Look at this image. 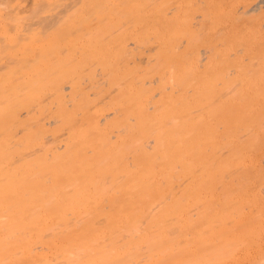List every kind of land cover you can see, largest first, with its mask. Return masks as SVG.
I'll list each match as a JSON object with an SVG mask.
<instances>
[{
	"label": "rangeland",
	"instance_id": "rangeland-1",
	"mask_svg": "<svg viewBox=\"0 0 264 264\" xmlns=\"http://www.w3.org/2000/svg\"><path fill=\"white\" fill-rule=\"evenodd\" d=\"M40 1L36 0V3L38 5V7H37V10H33L34 6L36 4L35 0H30L31 3L28 0L27 1L26 0H0V21H3L2 22L3 23L2 26H4V28H6L5 31L8 30V32H10V34L13 33V31H14V33L11 34V35H12V38L15 40V41H13V40L10 41L11 39L8 40L9 36L11 38V35L4 34L5 33V31L3 33L4 29L1 30L2 32L0 31V35L2 34L0 36V39H1L0 40V61L5 62L6 59L4 57L8 54V52L10 50H12V53L9 52V54H11V56L20 57L23 54V51H21L22 48H20L21 47V43L23 42V43L27 44L28 43L27 42L28 38H29L28 45L32 42L33 46H35V47H33V46L31 47L32 43L29 46L26 45L28 47L27 49H29V50H27V49H25V50H27V52L31 51L30 54L28 53V57H30L31 54L37 55V53L39 54V53H41V51H43L44 55L45 54L47 55V53L44 52L45 50H42V49H43L44 46L46 48H49L48 46H49L50 42H48L49 44H47L46 41H44V38H46L47 41L50 40V38H52L50 40L51 42L54 39L58 43L60 41H62L61 37H63V36L60 37L59 34L61 33V35H63L62 32H64V30L67 29L66 25H68V24L65 25L66 29H62V28H65L64 27V22H66V21H64V22L62 21V18L64 17L65 11L67 13H65V17L64 18L66 19V17H67L66 15H69L68 17L71 18V16H75L74 14L78 13L77 10L79 9L78 7H80V9L82 8L81 9L82 12H81V10H80V12L83 13L81 15V17H80V20H79V22L80 21L81 22L80 23L77 22L78 24L75 23L76 20L78 21V17L77 16H80L81 13L79 15L77 14L74 17L73 20L70 19V18H69V20L66 19L68 21L67 23H69V21H72L70 23H73V21H75L74 23L77 24V27H76V25H74V27H76L75 28L76 30L74 32V30H73L74 28L73 27H72L73 29H70L72 25L70 26V23H69V30L73 34H71L70 31L66 30V32L68 31V33L65 32L64 37L66 35L65 38H67V39L63 38L64 40H67L64 43L69 41L72 44V42H73L74 43L73 44L74 47H72L71 44L70 45H67V43L66 44H62V42H63L62 41V42H60L61 44L59 43L60 45L57 44V46L61 47L60 48L61 50L58 49V47H57L56 50L54 51V47L52 46V44H50L53 47V53L55 52L53 54V56H52L53 59H50L51 58V54L50 53H52V48H50L51 50L48 53L50 61H52V60L54 61L55 60L54 62L60 64L62 66L61 68L65 69L64 73L67 74L66 76H68L69 75L68 74L69 70L66 69L67 65H65V67H64V65L61 64L62 60L60 59V57H62V56L64 57L65 55L67 57V54L68 55L71 54V53H68L69 48H67V47L71 46V48H75V46H76V50L79 51V52L75 53V57L73 56V54L71 55L72 58L70 56V58L73 59V60H70V62L72 61V63H69L68 61L66 63L68 65L70 64L71 70H77L78 71V72L77 71H74V72L72 71L73 73L76 72L75 73L76 75L74 77H73V75H71V77H73L72 81H74V82H71V83H74L72 85L73 86L75 85V87L80 88V90L77 91V92L65 93L66 97L64 95V101H62L63 103L61 102V100L63 98H61V100L59 98H60L61 95L63 96V93L60 91L62 89V88L60 89V87L62 85H60L61 83H59V80L61 79L60 82L63 81L62 83L64 85V80L65 81L67 80V82H65V83H68L69 81H71L72 78L70 77L71 79L68 80L69 77L67 78L66 76H64L65 74L63 73L64 75H62V77L63 78L65 77V79L64 80H63V78L57 79L59 77L57 75L58 71H57V73H55L56 69L54 70L55 64L54 65L52 64L53 61L51 62V64H49L50 62H48V61L46 62V60H44L45 63H43V64H47L48 63V65L50 66L49 67L50 69L48 68L49 71L52 70V72H50L51 77H49V79H46L47 78L46 76H48V75L50 76V74L47 72L48 69L44 68L43 65H41V66H42V68H44L45 71L43 70V71H41V73L39 72L38 69H37L38 72L33 70L34 68L33 69L28 68V72H27L26 66L28 67V65H26V66L23 67L24 69L21 68V66H18V70L15 69L14 71L9 72L10 76H9V74L6 73L8 76L5 75L6 76V77L4 76L5 78H1V76H3V74H5V73H3L2 75L0 74V142H3L6 139H8L9 141L12 140V139H14V140L22 139L23 140L26 137V135H31V138H32V136L34 138V141H33V138H32V142L31 143L27 142L28 145H26L27 144L26 143L25 146H23V143H24L23 142L22 146H18V147L16 146L15 147V150H14L13 154L10 157L11 158V166L10 167H12L13 169L17 168L24 161H30V160L34 159L36 156H38L39 154L41 155V153H42L41 156H44L43 153H45L47 150L49 152L47 151L46 153H48V154L51 153V149L54 147V145L57 144L54 139H62V136L64 134L66 135L67 133H70V132L74 133L75 130H76V133H74V134H77V133L79 134V132H81L83 130H86V128H88L89 133H90L89 135L92 136V137L91 136H88V137L90 139L93 138L94 130L89 125L90 124L93 125L94 123L96 124V122L98 121L97 118L99 117V113L98 112L99 111H103L105 109H106V111H103L102 113H107V112H109L108 110H113L112 112H114V109H115L114 106H118L120 108L121 105H118V104L114 105L113 103H115L116 99L118 100L119 97H120L119 99H121L122 97L125 98V96H126L127 99L128 98H132L133 96L129 93L130 92L129 90H131V89H135V88L138 89V88L142 87V89H145L146 93H147V91L151 90V92L157 94L156 97H153L154 94L152 93V95H153L152 96L150 91H149L150 94L147 93V95H150L149 96L150 98L152 97L151 99L148 97L150 100L146 99L147 97L146 98L144 97L146 95L142 96L144 101H141V100H143L142 98L141 99H137V101H138L137 104L139 103L138 104L139 107H143L144 106V108H146L147 110L150 111L149 113H151V111H152L151 110V106L153 108L152 101L154 103L155 102H159L158 99L161 100V98H166L164 96L165 94H167L166 96H168L171 93L170 96H172L173 93L176 92V94L173 95V97L176 96L178 98L180 96H183V104L179 108V112H178L179 114L181 113V120H179V122H181V123L184 122L188 126L189 131L194 130L195 127L199 128L198 131H197V128H196L197 132L194 131V133H193V131H192L193 134L196 133L194 137L190 136V137L195 138V140H196V143H195L196 145H193V146H195V151H196L195 152L193 150L194 151L193 153L195 154L194 157H193L194 164H192L188 168H186V167L183 168V166H181V167H177L176 169L175 168L172 169V171L174 170L173 173L176 174V175L178 174L179 176L174 175V176H176L174 178L173 173H171V171H170L169 173L172 174L171 177H172V179L174 178V180L168 181L166 178L163 179V181H165V182H167V181L169 183L171 182V184L169 186L165 185V183L163 185V181H162V179L159 176L160 171L158 173L157 170H159V169H157L156 170V173H158L157 180L155 179L157 182L155 181L154 183L156 184V186L159 184V186H157L158 188H161L160 187V183H162V185H163L162 188L163 189H161V191H162L163 194L161 193V191H159L160 189H158L157 187H154V188L152 187L151 189H155L156 188L154 190V192L158 189L157 191H159V193H160V194H158L159 195L158 196L159 199H160L161 194H162V196H164V193L166 194V192L167 193L170 192V194H171L170 196H174L172 198L174 200H176V201L178 200L177 203H179V201H181V200L182 201L184 200V198H182V197L180 198V195H182L183 192H186V191H184L185 187L188 190V192L191 191V193H189V194H192V196L190 198V195L187 194L188 192L186 193L187 197H189V198L187 200L185 199L184 202L181 201L183 204H181V202L179 203L180 205H182L183 208L179 207L180 205H178L177 203L176 204L172 203L173 201H170L172 198L171 199L168 198L169 196L166 197L167 195L164 196L165 198H167V199H165V201H167L169 203L171 202V204L166 205L167 202L164 203V201H163V199L161 197V199H162L161 202H163L166 206L164 207V205H163L164 208H162V209L160 208V210H162V214L160 212V216L161 215H162V217L164 216V214H165L164 211L167 210L166 207H169L170 205H171L170 209L173 208L172 206H175V208H177V209H178V207H179V209L182 208V209H180L181 211L180 210L178 211L176 209V211H178V214L181 212V215L180 214L177 215L176 211L172 212V211H169V209H168V212L170 214L174 213L175 216L177 215L179 217L177 219L171 218L172 216H169L170 218H167L168 214L166 213L167 217L164 216V218H167V220L163 224L164 226L161 225L162 228L159 225H160L161 222L164 221V218H162L160 216H159L160 218H158V216L156 215L158 213H156L155 216L153 215L154 217H156V219L153 218V217H152L153 219H151L152 214H154L155 212H151L150 214H148L147 210H145L147 212H143L141 214H138L137 215L138 217L135 216L136 219H132V221L134 220L133 222H135L137 220L134 224L135 225L137 224V226L140 227V230L138 229L139 232L136 231L137 233H135V232L132 233L134 235L122 234L123 233L122 231H125V232L127 231V228L125 230L124 226H126V224L130 223L131 221H129V220H131V219H129V220L128 219H122V220L120 219L121 221L128 220V222L127 221H125V222L123 221V223L121 222L122 223L121 224L120 220H118L119 222H117V223H119V225L115 222L119 226L118 228L115 227L117 225L114 223L113 226H114L115 230H116V228L118 230L120 227L122 229V231L120 229V230H118V232L116 230V232H117V234L115 235V241L116 242L114 243V244H116L114 246V248L118 252H121V258L123 259L122 261L118 260V261H121L119 264H121V263L122 264H138V263H141V264H150V263L152 264L153 263V264H155L154 262L156 261V263H157L158 261H160L159 258L162 259V257H163V259H165V260H163V259L162 260L165 261L166 264H168V263L170 264V263H173V262L182 263L183 259L187 260V258H189L190 256L191 257L188 260H192L191 258H194V260L191 261V262H194V264L198 260H199V262L202 261L201 264H206V263L207 264H224L225 262L227 264V261L229 262L228 264H230V262H231V264H264V214H263L264 213V209H263L264 208V204H263L264 200L262 198V197H264V185H263V182H264V180H263L264 179V163L261 164L262 162H260V158H259V156L261 157L264 154V148H263V150H260V149H262L261 148L262 146L264 147V144H262V143H264V141H263L264 138H262V136L264 137V135H263V133H264V131H263L264 130V87L263 86H264V84H263V81H262V84H259L260 86L258 85L259 87L258 86H253L251 84L252 80H254L253 76H252V78L249 75H238L237 76V75L233 74L232 71L230 72L229 70L225 69V68H228V67H229V69L231 68L230 62L225 61V59L226 60H228V59L230 60V57L232 59V57H235V56L246 57V56H251L253 54H255V55L257 54V55H260V56L264 57V20H263L264 14H262L263 13L262 11H264V9L261 11L262 13L259 14L260 16L257 15L258 14L257 12H255V13H252L253 15L252 14L251 15L252 16H256V17H254V18L251 17L253 19H249L250 18L249 16H251L250 14L249 15H242L241 14V12L243 10L242 5L243 4L247 5V3L245 4V2H243V1L240 2V0H82L84 2L83 5L81 3L80 4L78 3L81 0H40ZM39 3L42 4L41 5L42 7L40 6ZM75 3H76V5H73ZM241 3H242V5H241ZM24 5H26V6H24ZM244 5H243V7H244ZM39 6L41 7V9H40ZM63 6H64V8H63ZM65 6H66V8H65ZM11 7H13V9H17V7L18 8L19 7L24 8L23 12L25 14L21 11L20 14H19L20 17H19V15H17V17H19V18L23 17V18H25V20L28 17V19L26 21L24 20V22H26V23L29 22V23L28 24H23V22H22V24H21L20 21H23L22 20L23 18L22 19H19V18L17 19V17H15L14 20H11V24H9V22H10L9 20H8L9 22L8 21L6 22L5 19L2 18V16H4L6 11H7V9L11 8ZM67 7H70V8H67ZM75 7H77L76 11L74 10ZM83 7H85V8L83 9ZM57 8H58V10H57ZM59 8H61V9H59ZM39 9H40V11H39ZM53 9H54V11L56 9V11L54 13V16H53ZM64 9H72L74 12L72 10H71L72 13L69 12V10H65L64 11ZM238 9H239V11H238ZM49 10L52 11V13H51L52 15L51 16H53V17H50V15H49L50 11ZM59 11L61 12V14H60ZM86 11H88V12H86ZM31 12H33V13H31ZM58 12H59L60 16L58 15ZM70 13H71V16H70ZM40 14L41 15L42 14L43 15H45V14L49 15V16L46 15L47 17L42 15L43 18L42 17L41 18L44 19V20L41 21V24L38 21H36V20L39 19L38 17L41 16ZM62 14H63V16H62ZM56 15L58 16V19L56 18L57 17ZM238 15L242 16V19L240 17V20H239V16ZM83 16H84V19L82 20ZM247 16L249 18H247ZM261 16H262V19H258V20L255 19V18H258V17H261ZM49 17L52 20V22L55 21L53 26H52L53 23L51 22ZM59 17H61V19H59ZM245 17H246V19H244ZM41 18H40V20H41ZM52 18H54V19H52ZM103 18H105V19H103ZM46 19L47 20L49 19L48 21L52 23V24L50 23L51 24L50 27H48L50 24H49V22ZM17 20L18 21L20 20V21L17 23ZM45 20L48 23V25L47 24L45 25V23H44ZM56 21H58L60 24L57 23ZM60 21H62L63 24ZM106 21H108V23L105 24ZM196 21H198V22L196 23ZM255 21H257V22H255ZM14 22L21 25V27L18 26V28H20V31H19L18 28H17L18 30L16 29V25L17 24H15ZM34 22H37L36 24H38V23L39 24L35 26ZM258 22H260V23H258ZM97 23H99V25H97ZM29 24L32 25V26H30V28H33V29L34 28L35 29L39 28L38 30H40V31L42 30V28H41L42 26L40 27V25H44L43 27H45L46 30L48 28H50L48 30V32H47L49 34H46V36H44L41 33L42 31L41 32L39 31V33H38V30H35V31H37V32H35V34L37 35V33H38L37 36L35 35L37 37V39H35L36 38L35 36L32 37V39H31V36L34 35V33H33L34 31L32 32L33 34H31L30 28L28 29V30H30V32H27V30H25L27 32L26 33L24 31L25 27L27 28V26H29ZM170 24H171V26H170ZM22 25H23V27L24 26L25 27L23 28ZM103 25L105 26V28H104ZM259 25H260V27H259ZM7 26L9 27L8 29H7ZM88 26H89V28H87ZM91 26H93V27H91ZM59 27H60L61 30L59 29ZM79 27L81 29H79ZM1 28H3V27H0V29ZM14 29H16V30H14ZM92 29H93V31H92ZM173 29H174L173 32L177 31V33H178L177 36L173 35L175 37L172 36V30ZM57 30H58V34H57ZM87 30H89V31H87ZM16 31L19 32L20 34H22L23 36H26V38L22 37L20 34L18 35V33H16ZM83 31L85 33H82ZM78 32L82 33V34L79 35ZM23 33L24 34L26 33V35H24ZM124 33H126V34H124ZM54 34H56V35H54ZM97 34H98V36H97ZM110 34H111L112 37L109 36ZM174 34H176V32ZM3 35H6V36H3ZM13 35H15L16 37L13 36ZM39 35H40V37H39ZM48 35H50L51 37L49 36V38L47 39ZM58 35H59L60 38L57 37ZM82 35H84V37L85 36L86 37L84 38ZM93 35H95V36H93ZM52 36L54 37V39H53ZM128 36H129L130 39L128 38ZM188 36L192 37V38H190V40L192 39L191 41L189 40ZM2 37H3V40L6 39V41H8V44H9V42L11 44L7 45V42L3 41ZM4 37H6V38H4ZM19 37H22L23 40L22 39L20 40ZM56 37H57V39H56ZM110 37H111L112 40L110 39ZM117 37L119 39H117ZM163 37H164V39H163ZM79 38H84V39L79 40ZM166 38H167V40L169 38L168 42L169 41L172 42V44L169 43V44L173 45L171 49H170L171 46L169 45L170 46L169 47L166 44V43H168V42H166L167 41ZM34 39H35V41H34ZM41 39L45 42L44 46H43L44 42ZM115 39L118 40V41H116ZM131 39H133L134 42L129 44V42L132 41ZM40 40L43 43L41 42L42 45L40 44V46H38L39 44L37 45V43H38V41L40 43ZM78 40L81 41V43L84 42L83 44L87 43V45H85V47H86L85 51L87 50L86 53H84V52L82 53V51H83L82 49L83 48L80 47L81 43ZM113 40L116 41V42H114ZM1 41H3V42H1ZM137 41H139V42H137ZM186 41L187 42L190 41V42L187 43ZM15 42L18 43V45L20 44L19 49H18L17 44H15ZM19 42H21V43H19ZM89 42H91L92 45H90L91 43L88 44ZM121 42L125 46H126V43L129 46L132 45L131 49H130V47L128 45L125 47L123 44H121ZM135 42H137V44H133ZM76 43H80V45L79 44L75 45ZM53 44L55 45L56 43L54 42ZM64 45H67L65 47L66 49L64 48L67 53H65L64 49L62 48ZM89 45H90V47H89ZM135 45H136L137 48H135ZM137 45H139V48H138ZM166 45L169 47L168 48V50H169L168 52H173L175 54V57L177 55H181V57H182L183 54H185L186 58L182 57L183 60L181 59V57L179 59H175V57H173L174 56L173 53H172L173 56L171 55V53H168L169 55L172 56L171 59H174L175 61L170 62L165 67L166 63H163L164 60H161L163 62L161 64L162 66L160 68H159L160 63H157L158 64L157 65L156 62H154L152 64H150L151 62L149 63V61L147 62L146 58H148V57H145V56H147V55L149 57L150 56L151 57L155 56L160 51L161 47H166ZM23 46H24V44H23ZM41 46H43L42 49L39 48ZM121 46H124L127 49L125 50L124 47H121ZM6 47H10L11 49L8 51V49H6ZM82 47H84V45H82ZM87 47H89V48H87ZM23 48H25V47H23ZM35 48H37V49H39L41 51L39 52ZM96 49H97V51H96ZM123 49H124V51H123ZM5 50L7 51L6 55L4 54V53H6ZM25 50H24V53H25ZM47 50L48 49H46V51ZM121 50H122V52H121ZM150 50H151V52H150ZM155 50H156V52H155ZM166 50H167V47H166ZM171 50H173V51H171ZM36 51H37V53H36ZM71 51H74V50L70 49V52ZM98 52L100 53V56H99ZM79 53H81L83 55L81 56ZM9 54L7 56H10ZM59 54H61L62 56L59 55ZM200 55H202V56H200ZM203 55H205L204 58H203ZM214 56H215V59L218 58V60H220V61H218L219 63L217 61H215ZM63 57H62V59L64 60L63 63L65 64V61H66L67 58L65 57V59H64ZM91 57H93V58L95 57V59H93V58L91 59ZM98 57H100V59ZM199 57H202V58H199ZM80 58H81V60H80ZM87 58H89V59H87ZM142 58L145 59V60H143ZM205 58H206V60H205ZM82 59H85L88 62H86V64H84L85 60H83V62H81L82 63L81 64L79 61H82ZM171 59H170V61H171ZM199 59L200 60L202 59L203 61L202 60L200 61ZM212 59H214V60H212ZM89 60H90L91 64L95 61L94 64L91 65L89 63ZM105 60H106L107 63H109L111 65L110 66L111 68L110 67L107 68L108 71L106 70L104 72L103 70H105L106 68L104 69L103 67H107V65L104 66V61ZM179 61H181V63H179ZM208 61L210 62V64H212L214 66L211 69H210V67L207 68V63H209ZM221 61H222V64H221ZM223 61H225V62H223ZM73 62H75V64ZM102 62H103V64H102ZM1 63L2 62H0V64ZM88 63L90 64V66H89ZM154 64H156L158 67L156 65L154 66L155 69L154 70L152 69V71H151V73L153 74V78L151 79V77H152V75H151L150 79H149V78H147L148 77V74H147L148 72L146 70H148V68H151V66L154 65ZM218 64H220V65H218ZM48 65H47V67H48ZM83 65H85L84 69H83V67H84ZM183 65H186L187 67H189L191 69L190 71L193 72L192 75L194 74L192 76L193 79H191L190 78L191 75L189 73H187V74L190 75V76L187 75V77L191 80V82L185 76L184 79L185 78L188 79V81L185 79L187 81V83L186 82L185 83H186V85L187 84L188 85L187 86L184 85L183 84L184 82H183L182 83L183 84V88L181 86L182 84L179 85V87H181V89H179L178 85H176L178 87L177 88L176 86H173L174 84H169V82H172L173 80L172 81H168V83H166V81L168 80V79L166 80V78H169L170 74L172 75V73H173L172 71H174V73H175V71L177 72L179 70V68L181 69V67H184ZM222 65H225V66L223 67ZM45 67H46V65H45ZM163 67H165V68H163ZM59 68H58V70H59ZM221 69L222 70L225 69L226 71H224V72L222 71L223 74H221ZM24 70H26L25 74L26 75L28 74V76H26L24 73H21V72H24ZM109 71H112L113 73H115L114 76H116L117 73H119L117 78H116L117 79L116 82L113 83L114 87H112L113 86L112 83L111 84L108 83V82H111L112 80L114 81V78H115L113 76V77H111L112 79L110 78L111 81L109 80V76H107V73H109ZM131 71H133V72L136 71L137 75L134 74L135 72L133 73ZM155 71L157 72L158 75L156 74ZM216 71L218 73H220V74L216 73ZM5 72H7V71H5ZM18 72L23 74L24 76L22 77L21 74H19ZM101 72H103V74ZM112 72H110V73H112ZM142 72H143V74L147 75V76L145 75L147 80L144 79L145 76H143ZM208 72L211 73L210 75L211 76L213 75L214 78L210 77ZM59 73H60V71H59ZM73 73H71V74H73ZM46 74H48V75H46ZM104 74L107 76L109 81L105 80L106 76H105V79H104L105 81L103 80L104 77L101 79V75H104ZM130 74H133L134 77L131 76ZM154 74H155V76H154ZM60 75H61V73H60ZM99 75H100V77H99ZM160 75L166 77L165 79L163 78L164 81L166 80L165 81L166 87L165 88L163 87L164 89L160 88V90H159L160 86L159 85H158L159 87L157 86V82L156 81H158L159 79L161 80L162 77H158ZM255 75L256 76H260L261 75L260 78H262L264 76V74H260V75L259 74H255ZM56 76H57V78H56ZM111 76H112V74H111ZM247 76H249V78ZM229 77H230V79H229ZM231 77H234V78H231ZM10 78H11V82L9 81ZM51 78L54 79V82H55V80H58L57 82L59 83L60 87H58L57 84H53V86L49 85L48 87H46L47 84L51 83L50 82L52 80ZM170 78H171V76H170ZM213 79H215V80H213ZM232 79H234L235 83L236 82L237 83L238 82L241 83V81L244 82V84H243L244 90L242 88V84H241L240 88L238 87V85L240 86V83L238 85L236 84L237 86H235V83L233 82ZM143 80L146 81L147 84L149 83L147 81H150V83H151L152 80L153 81H152L151 84L149 83V85H147V84H146V86L144 85L145 86L144 87V86H141L144 83ZM221 80L222 81L223 80H225V81L227 80L228 82L227 81L226 82L225 81L222 82ZM6 81L7 82L9 81V82L6 83ZM207 81H210L209 87H211L210 86L211 84L213 85V82L215 84V81L219 85V87H217V85H215L219 90H217L215 88V86L213 87V88H215L217 90L215 92H214L215 89L212 90L215 94L210 92L211 89L209 91L210 93H207V94H206V92L204 93V91H206V90H204V88L205 87H206L205 89L209 88L205 84V82H207ZM211 81H212V83H211ZM219 81H220V83H219ZM231 81H232V85H229L231 83ZM13 82H15V83H13ZM52 83H53V80H52ZM173 83H175V82L173 81ZM225 83H226V85L223 86ZM92 84H94V85H92ZM95 84H97L98 86L95 85ZM131 84H133L134 86L132 85V88H129V87H131ZM54 85H56L58 87V89H60L59 92L61 94L58 91H56V92H58L60 94V96H58V99L56 98L58 94H56V92L54 93L55 90H53V88H55ZM137 85H139V87H137ZM192 85H194V86H192ZM91 86H92V88H98L96 90L97 93H96V91L94 89L91 88ZM93 86H97V87H93ZM226 86L228 88H226ZM233 86L235 87L234 91H237V92H234L232 90L233 92H231L232 94H230V96L234 100V101L232 100L233 102H235V100H236L235 98H237V100H236L235 103L231 102L232 104L230 103L231 105H229V106L228 105H226V106L223 105V106H225V109H224V107L221 106L222 103H217V102L225 101L226 98L224 100L220 96L222 94L225 95L227 93L226 95H227V97H229L228 92H230L231 90L229 91L228 89H230L229 87H233ZM173 87L175 88L174 92H171V89ZM224 87H225V90L227 89L226 92L222 89ZM236 87H238V89H236ZM99 88L101 90H104V92H103L104 94H102V95L100 94L102 97L104 95V98H102L100 96V98H102V99H98V97L96 96V95H99V93H100V91H98ZM146 88H148V89L150 88V89L148 90ZM253 88H255V89H253ZM127 89L129 91L128 92L129 93L128 95H130L129 97H127L128 95H125V96L122 95V93L124 91L127 92ZM142 89L140 88L137 91L142 90ZM177 90L180 93H182V94H180V93L178 94ZM220 90H221L222 93H220ZM242 90L244 92H242ZM259 90H260V93H261V91L263 92V93H261V95L258 93ZM142 91L144 92V90H142ZM172 91H173V89H172ZM64 92H66V91H64ZM101 93H102V91H101ZM202 93L206 94V96H208V97H206L205 95L202 96ZM234 93H236L235 95H237L235 98L232 97V96H235ZM256 93L259 94V96L255 95V96H258V97H255L256 101L255 100H251V99H254V98H250V96L253 97L254 94H256ZM73 94L80 95V98H77L76 101L72 100L73 99V96H72ZM245 94H246V96H248V94H249L250 100H246V101L243 100L241 102L242 104L240 103V104L237 105V103H239V101H240V100H238V95L242 96L243 99L244 98L248 99V98L245 97ZM121 95H122V97H121ZM178 95H180V96H178ZM215 95L217 96V98H216L217 100L215 99V97H216ZM70 96H72V99H71ZM107 97H108V99H106ZM205 97H206V99H205ZM224 97H226V96H224ZM133 98H135V97H133ZM231 98H229V100L228 99L227 100L231 101ZM258 98H260V99H258ZM167 99L168 98H166V100L165 99L164 100L167 101ZM239 99H241V98H239ZM111 100H113L111 105H114V106L110 108L109 104L111 103L110 102ZM122 100H124V99H122ZM130 100H129L128 103H126L127 106L124 104L128 109L134 103L132 100H131L132 102ZM55 101H56V103H58V102L61 103V105L62 104H66V107L65 108L63 107L64 108L63 110H61L62 108L61 109H57V108H59L57 106H59L60 104L59 105L58 104L55 105L54 104ZM100 101H102V102L104 101L103 105H105L106 108L103 105L100 104L101 103ZM124 102H126V101H124ZM135 102H136V100H135ZM143 102H147V103H143ZM130 103H132V105ZM140 103H142V104H140ZM211 104H212V106H211ZM217 104H219L218 106L220 108L217 106ZM101 106H102L103 109H101ZM94 107H100V110H98L99 108L95 109ZM170 107H168V108L172 109ZM209 107H213L212 111L216 110V111H219L220 113L217 112L216 115H215V112H214V115H213L212 112H210L211 110L209 111ZM221 107L223 109L222 111L225 110L224 113L222 111H220ZM107 108H108V110H107ZM218 108H219V110H218ZM121 109H119V111ZM135 109H136V107H135ZM58 110L61 111V113L59 112V114H58L57 113ZM95 110L96 111L98 110V112H96ZM116 110H118V108H116ZM232 110H234V111H232ZM112 112L110 111L109 113H112ZM121 112L119 113L117 111L116 115L118 113H119V115H122L123 112H122V114H121ZM188 112H189V115H188ZM95 113H97V114H95ZM134 113L138 114V109H137V112H134ZM100 114H101V112H100ZM206 114L207 115L210 114L212 116V117L210 116V118H212V119H208L209 116L207 117ZM219 114H221V115H219ZM218 115H219V118H218ZM225 115H227V116H225ZM113 117L111 116L110 118L112 119ZM121 117H123V116H118L117 117L118 120ZM187 117L189 118V120H188ZM202 117L203 118L205 117L204 119L207 118V120H204ZM247 118H249V119L253 118V119L248 120ZM33 119H34V121H33ZM48 119H50V120H48ZM51 119H52V121H55V122L53 124H51V125H49V124L46 125L48 121H51ZM111 119H109V120H111ZM135 119L133 118L134 121H135ZM244 119H245V121H246V119L248 120L247 121L248 124L246 122H244ZM256 119H258L257 120L258 122L256 121ZM35 120L38 121V122L35 123L36 122ZM133 120H132V118L127 117L126 120H125V124L123 125V127H120L119 129L121 130V129H124V127H130L129 125L133 123ZM208 120L210 122H207ZM32 121L34 122V124H33ZM223 121H224V123H226V121H227L226 124H228L229 127L231 126V128L229 130L227 129V126H225V127L223 126V125H225L223 123ZM41 122H43V123H41ZM220 122H222L223 125ZM242 122H244V123H242ZM134 123L135 124H133L132 126L135 125L137 127L138 123L136 121ZM208 123L211 124V125L209 124L211 128H212V126H214L213 129L211 130L213 133L210 134L212 139L211 138L207 139V135L210 132V128L208 129L209 132L206 130L208 128L207 127ZM249 123H251V124H249ZM30 124H31V126H30ZM262 124H263V126H262ZM232 125H234L236 128H234V126H232ZM240 126H241V129H240ZM26 127L29 130H27ZM223 127L226 128V130H228V131H230L231 129L236 131V129H237V131L235 132L236 134L234 133V135H233L234 131L233 132L230 131L231 134L229 133L228 134L229 136H226L227 134H225V136H223L224 133H227V131H225L223 129ZM244 127L247 128V131L245 130ZM257 127L260 128V129H258ZM32 128H33V130H32ZM41 128H42V130H41ZM221 128H222L223 131L221 130ZM216 129H218L219 131L216 130ZM115 130H118V129H115ZM110 131H112V130H110ZM110 131H109V133H110ZM237 132L240 133V134H238ZM107 133H108V131H107ZM120 133H121L120 131H114V129H113V131L110 134H108V135L111 138H113V137H117ZM192 133H189V134L192 135ZM121 134L122 135H120V136L122 138L124 136V138H125V135L127 133L124 132V133H121ZM146 134L147 133H144V136ZM197 134H200L199 135L200 137L198 136V138H202V139L204 138L203 139L204 141L201 140V139L200 140L197 139ZM261 134H262V136H260ZM210 135H208V137ZM230 135L231 136L233 135L235 138L233 136H232L233 137L232 138ZM244 135H245L244 141H243V138H242V141H241V137H243ZM252 135L254 136V138H253ZM256 135H257V139H260V138L262 139V142H261V140H256L255 139ZM222 136H223V139H222ZM248 137L251 139V141H250V139ZM94 138H95V136H94ZM94 138L92 140H94ZM141 138L143 139V137H141ZM149 138L151 139L152 136L149 137ZM226 138H228V139H226ZM230 138H231L232 141L230 140ZM142 139H140V140H142ZM198 140H199V142H198ZM237 140L241 141V142H238ZM52 141H54V143ZM144 141H145V138H144ZM246 141L249 144H247ZM143 143L144 142H142L141 145ZM232 143L234 145H231ZM240 144H241V148L239 146ZM197 145H198V148L196 147ZM226 145H228V146L224 147ZM229 145H231V146H229ZM247 145H249L250 148H248ZM251 145H253V146H251ZM232 146H233V148H237V149L239 148L240 149V152L235 151L237 155H234L235 153H234V150H233ZM41 147L43 148V152L39 153L38 150L41 149ZM44 147L47 150H45ZM226 148H227V150H225ZM231 148H232V150H231ZM258 148H260V149H258ZM244 149H246L245 152L243 151ZM256 149L258 151L259 150L260 151L258 152ZM86 150L87 149H85V151ZM241 150L243 151L242 152L243 156L241 155L242 157H240V159H242V160L237 158V159H239L238 163H237V159H235V158L237 156L239 157L238 154L241 153ZM127 152L123 154V156L120 158V161L118 159V162L119 163L121 162L122 165H126L127 163L129 165L131 164V161L129 159V156H128ZM228 153H229V155L231 154L230 157H229ZM257 153H258V155H257ZM222 154H223V156H222ZM225 154L227 155V157H225L226 156ZM214 156H215V158H217V161L215 160V158H213ZM47 157H48V155H47ZM211 157L213 158V160L215 162H213ZM231 157L234 158V159L231 160L232 159ZM225 158L228 161H229L228 158H231L230 161H229L230 165H229V163H228V165H226L228 167L226 169V171L232 170L231 167L232 168L234 167V172H232L233 170L230 171L232 173L229 172L231 175L228 174L225 171L224 168H226V167L223 166L224 167L223 168L221 166V165H225L226 164L225 162L227 160ZM218 159H221V160H224V161L226 160L224 162L225 164L224 163L221 164L223 161L220 162L221 165L218 163L222 167V169H224V170L218 169V171H220V173H222V171H225L226 173L223 172L221 175H219L220 173L218 174L217 171H214L216 173V176H219V178H221V180H223V182H220L219 181L220 179L215 176V179L216 180L218 179V183L220 182L219 186L221 185L220 186L221 188L218 186V189L220 191L216 187L217 186V181L211 179V178H214V177H211V178L208 177V176H211V175H208V174H210L212 172V170H214L215 167L218 166L216 164V166L214 167V164L216 162L220 161ZM118 162L116 163V165L119 168L120 164ZM208 163H210V164L212 163L211 164L212 166H210V164L208 166H206ZM234 163H235V165H234ZM241 163H242V165H240ZM236 164H239L240 166L238 165V167H237ZM204 165L206 166L205 168H204ZM3 166H4V164H3ZM235 168H236L237 171L239 169V171L237 172L238 174L236 173ZM259 168H263V169L259 170ZM207 169H208V171H207ZM215 170H217V169H215ZM246 170H248L250 173L248 171H246ZM246 172H247V174H246ZM180 174H181V176H180ZM225 174L227 175V177H226ZM232 174L234 176H236L235 174H237V177H240V179H241V180H239L240 183H238L239 182L238 180L236 181V179H237L236 177H235L236 179H234L232 181V184H231L232 186L230 184H228V182H224V181L227 180V178H229V179L231 178L230 179V181H231L232 180ZM254 174H256V175H254ZM223 175H225V176H223ZM252 175H253V177L255 179L252 177ZM119 176L120 175L117 174L116 178L117 179L120 178ZM200 176L201 177L204 176L203 178H205V176H207V178H208V179L207 178L204 179L205 180V183H204L205 187H202L203 183L201 184V181H204V180H201ZM221 176L224 177V178L222 179ZM0 178H1V176H0ZM229 179L227 181H229ZM169 180H171V179L169 178ZM245 180L246 181L248 180V182L245 183ZM210 181H213V182L215 181L216 182V183H214L215 186H214L213 182H210ZM261 181H262V184L260 183L261 184L260 185L259 182H261ZM242 182L244 184H243V186H240V185H242ZM193 183H194V185H193ZM221 183H224L223 186L229 187V189H227L228 191H226V189L224 190L227 193V194L225 193L224 195H228V197L224 196L222 194L223 193L222 192L223 191L222 190L223 186H222ZM190 184H191V186L188 187ZM198 184H201L200 185L201 188H206V189L205 190L200 189V186ZM210 184H211V186H210ZM238 184H240V185L237 186ZM244 185H246V188H245ZM166 186H168L166 189H169L170 191L169 190H164V188ZM194 186L197 187V189H200V192H201V195L199 194L200 197L199 196L196 197L198 195V193H196V192H194L196 196L194 195V193H193L194 188H195ZM260 186L263 189H260L261 188ZM237 187L240 189V191H238ZM240 187H243L244 189L242 188V190H244V191H242ZM253 187H254V190H253ZM190 188H191V190H190ZM207 188L210 189V191H208V193H207V190H209V189H207ZM215 188H216V190H215ZM224 188H226V187H224ZM231 189H233V190H231ZM217 190H218V192H216ZM157 191H156V193H157ZM232 191L233 192L236 191L237 195L234 194ZM197 192H199V191H197ZM211 192H214V193H211ZM220 192H222V193H220ZM251 192H252L253 195L250 194ZM230 193H231V195H230ZM240 194H241V197L239 198ZM153 196H155V197L153 198L151 196V199L152 200L155 199L154 201H159V203H160V200L158 199L157 194H153ZM182 196H184V195H182ZM184 197H186V196H184ZM204 197H206L207 199H205ZM255 197L257 198V200H256ZM243 198H244V200H243ZM106 200H108V199L104 200L105 201L104 204H103V202L100 204V206H99L100 207L99 208L100 211L98 209L99 213L95 212V214L101 215V217L99 216L98 218H97V215H96L95 223L93 222L91 224V227H93V229H95V231H96V227L103 226V225L107 224L106 221H105V218L102 216V212H106V211L110 210V207H108L109 209L107 208L108 204L110 206V203L107 204ZM147 201H150L149 198L147 199ZM154 201L151 202L153 205H154ZM176 201H174V202H176ZM234 202L236 204L238 202V204L236 205V204H234ZM246 202H248V203H246ZM155 203H157L159 205L158 202H155ZM177 205H178V207H176ZM223 205H224V207H223ZM249 205H250V208L247 207L249 209H246V206H249ZM149 206H148V208H149ZM155 206H156V204H155ZM208 206H210V207H208ZM239 206L240 207L242 206V208L244 206L246 210L243 208L244 210L241 211V209H238V208H240ZM151 207H150V209H151ZM105 209H107V210H105ZM174 209H172V210H174ZM152 210H155V209H151V211ZM204 210H206V211H204ZM229 210L232 213V215H229V213H230ZM234 210H235V213H234ZM239 210L241 211V213H240ZM92 211H94V209ZM237 211H239V212H237ZM100 212H101V214H100ZM157 212H158V210H157ZM144 213L147 216L144 215L145 216L144 217L142 215ZM241 214L243 216H241ZM90 215H92V214H90ZM89 216L87 218H89ZM201 216H203V217L201 218ZM83 217H84L83 221H85V223H86L87 219H86L85 216H83ZM239 217H240V219H239ZM257 217H258V219H257ZM67 218L69 219V222H67L69 224H70V221L74 222L76 220L71 215L67 216ZM91 218H93V215L91 216ZM157 218H158V220L162 219L163 221L161 220V222H159L157 220ZM150 219L152 221L155 219V220H157L159 222L158 223L157 221H154L153 223H150L153 226V224H156L155 222H157L158 226H156L157 224L155 225L157 228L155 226H154L155 228L150 226L149 229H148L147 223H149L151 221ZM78 221L79 220H77V222ZM89 222H90V220H89ZM96 223H97V225H95ZM242 223H243V225L241 226ZM73 224L77 228L78 224H75V223H73ZM123 224H124V226H123ZM179 224H180V226H178ZM231 224H233V225H231ZM57 226L60 227V225H58V223L55 222V228H58ZM64 226L65 225H63V227H60L59 229L61 230V228H64ZM66 226H68L66 228H69V225H66ZM71 226H72V224L70 225V227ZM75 226H74V229L70 228L71 229V231H69L70 233L75 230ZM106 226L101 227L102 229L100 228V230H102V232H104V233L107 231V234L105 233L106 236L103 235L100 230H99L98 233L102 234L101 237L104 236L105 238L106 237L109 238L110 236L115 234V233L111 234V233H113V229L114 228L112 229V232H111L109 230L110 229L109 226H107V227ZM163 228H164V230H162ZM59 229H57V230H59ZM103 229H104V231H103ZM145 231H147L145 233L146 235L143 234ZM46 233H47V231L45 232V234ZM93 233L94 232H92V234ZM119 233H120L121 237H117L118 238V240H117L116 236ZM45 234L43 233L41 235L42 236L41 240H43V237H44V239H47V241H43V242L44 243H48V241L52 240L53 238H52V236L50 234H49V238ZM147 234H149V235L147 236ZM155 234L157 235V237H159V235H160L162 237V239L164 238L163 241L162 242H158L159 239L157 240L154 237L156 239V241L158 242L157 243L158 245L156 243L153 244L152 241H151L153 246H151L152 244L151 245L148 244V245H150V247L147 248L148 245L146 246V242H147V240L148 241L150 240L149 236L151 235V238L153 239V241H155V239L152 237ZM47 235H48V233H47ZM45 236L47 238H45ZM108 238L105 239V240H107V242L105 240H103L101 242V245H100V249L102 248L101 250H106L107 252H109L108 249H104V248H109L110 247V243L108 241ZM141 238H142V240L146 239L145 240L146 242L145 241L142 242ZM168 238L170 239V241L172 243L170 241H168ZM136 240H137V242L139 240V243L141 245L139 243H137ZM165 240H166L167 244L163 243V242H165ZM127 243L130 245V247L125 246V245H127ZM159 243H161V245H159ZM56 244L59 247V243L56 242ZM137 244H139V245H137ZM155 245H157V247H159V246L161 247L163 245L162 247H164L166 249H167V247L169 245V247H170L169 251L170 252L166 251L167 252L166 253V252H164V249L162 251V247H161L160 250H159V248H157L159 250L158 251L156 249V247L154 248ZM53 247H55V246H52V248H50L51 251H49V249H48V251L45 250L42 253L45 256L49 255V256H47V257H50V258H48L49 260L50 259L52 260L54 258L53 256L57 255L56 250L59 249V248L57 249L56 247L55 248H53ZM177 248H181V249H179V251L182 250V249H187V250H184L185 253H182L183 255L181 256L179 251H177L178 250ZM201 248L205 249V250L207 249L206 253L203 252L204 254H207L208 251H209L208 255H210V254H212L211 252H214V250L216 251V249H217V251H221L222 254H224L225 256L227 254V256L225 258L221 257L223 259V260H221L222 262L221 261L219 262V260H220V252L214 253V254H216L215 255L216 257L213 256V255H210L209 257L208 256L206 257V255H205L206 258H203L202 256H204V254H199L198 253ZM54 249H55V253L56 254L54 253ZM210 249H213V251H210ZM188 250H190L189 253H192L193 251H195V252L192 253V255H190L188 253ZM175 251H177L178 254H180L179 256H181V257H179L178 254H177V257H179L178 259H176V258L174 259L173 258V254L177 253ZM186 251H187V253H186ZM38 252L40 253L41 251H38ZM181 252H183V251H181ZM196 252H197V255H195L196 257L202 255V256H200L201 260L199 259L200 257L199 258L197 257L198 259L196 257H193L194 256L193 254H196ZM169 253H171V254H169ZM218 253H219V255H218ZM50 254H53V256L50 255ZM150 254L152 256L154 255L153 256V260L151 259V257H150L151 255ZM188 255H189V257H188ZM145 256L146 257L149 256L150 258L149 257L145 258V259H147V261H145L143 259V257H145ZM155 256H160V257L158 259H155ZM171 256H172V258H170ZM185 256H186V258H185ZM213 257L216 258V260H218V261H216V260L212 261ZM141 258L144 260V262L141 260ZM195 258H196V260H195ZM207 258L210 261V262L208 261L209 263L207 262ZM136 259L139 262H137ZM149 259L152 260V261H150V263L148 262ZM161 261L159 263H157V264H162ZM203 261H206V263H203ZM186 262L188 263V261H186ZM191 262L189 261V263H191ZM182 264H184V263H182ZM198 264H200V263H198Z\"/></svg>",
	"mask_w": 264,
	"mask_h": 264
},
{
	"label": "bare ground",
	"instance_id": "bare-ground-1",
	"mask_svg": "<svg viewBox=\"0 0 264 264\" xmlns=\"http://www.w3.org/2000/svg\"><path fill=\"white\" fill-rule=\"evenodd\" d=\"M27 1V0H26ZM29 2H30V0H28ZM38 1H40V0H38ZM82 1V0H81ZM78 2L79 4L81 3L82 5L84 4V2L82 1V2ZM241 1H243V2H245V4L247 3V5H244V7H243V5H242V3H241V5H242V8H243V10H242V12H241V14L242 15H251L252 13H255V12H257L256 14L257 15H259V14H261L262 12V14H264V11H262L263 9H264V0H240V2ZM41 2V1H40ZM239 2V3H240ZM31 3V2H30ZM35 3H36V0H35ZM25 4V3H24ZM40 4V3H39ZM78 4V5H79ZM19 5V4H18ZM23 5V4H22ZM30 5V4H29ZM37 5V3L35 4V6H34V9L33 10H37V7H38V5ZM42 4H40V6H41ZM69 5V4H68ZM73 5H76V3L75 4H73ZM21 6V5H20ZM24 6H26V5H24ZM39 6V7H40ZM72 6V5H71ZM42 7V6H41ZM41 7H40V9H41ZM63 8H64V6H63ZM65 8H66V6H65ZM67 8H70V7H67ZM79 9L77 10V7H75V11L77 10V14L79 15L81 12H82V8L80 9V7H78ZM85 7H83V9H84ZM134 8V7H133ZM23 9L24 8H22V7H17V9H13V7H11V8H8L7 9V11H6V13H5V15L4 16H2V18H4L5 19V21L7 22L8 20L10 21H8L9 22V24H11V20H14L15 19V17H17V15H19L20 14V12L22 11L23 12ZM32 9V8H31ZM40 9H39V11H40ZM52 9V8H51ZM59 9H61V8H59ZM158 9V8H157ZM46 10V9H45ZM48 10V9H47ZM57 10H58V8H57ZM65 10H69V12H71V10L72 9H64V11ZM80 10H81V12H80ZM129 10V9H128ZM50 11V10H49ZM55 11H56V9H55ZM55 11H54V9H53V16H54V13H55ZM73 11V10H72ZM139 11V10H138ZM238 11H239V9H238ZM262 11V12H261ZM60 12V11H59ZM59 12H58V15L60 16V14H61V12H60V14H59ZM74 12V11H73ZM86 12H88V11H86ZM260 12V13H259ZM24 13V12H23ZM31 13H33V12H31ZM44 13V12H43ZM50 13V14H49ZM48 14L50 15V17H53V16H51L52 14V11H50ZM57 13V12H56ZM65 13H67L66 11H65ZM65 13H64V17H65ZM72 13V12H71ZM71 13H70V16H71ZM239 13V12H238ZM237 13V14H238ZM25 14V13H24ZM30 14V13H29ZM35 14V13H34ZM48 14H45V15H43V16H45V17H47V16H49ZM77 14H74L75 16L77 15ZM83 13H81L80 14V16H77L78 17V21L76 20V22L75 21H73V23L75 22V23H77V22H79V20H80V17H81V15H82ZM28 15V14H27ZM31 15V14H30ZM41 15V14H40ZM40 16V17H38L39 19L38 20H36V21H38L40 24H41V21H43L44 19H42L43 18V16ZM47 15V16H46ZM253 15V14H252ZM247 16V18H249V19H253L254 17H256V16ZM57 16V15H56ZM55 16V17H56ZM62 16H63V14H62ZM67 17H66V19L67 20H69V18L70 17H68L69 15H66ZM75 16H71V18L70 19H74V17ZM239 16V20H240V17H241V19H242V16H240V15H238ZM260 16V15H259ZM263 16V15H262ZM262 16L261 17H258V18H255V19H262ZM19 17H20V15H19ZM19 17H17V19L19 18ZM22 17V16H21ZM42 17V18H41ZM50 17H49V19H50ZM62 18V21L64 22V21H66V22H64V27H65V25L66 24H68V25H66V27H67V29H66V27L65 28H62V29H66V30H68V31H70L69 30V23L70 22H72V21H69V23H67L68 21L65 19V18ZM251 17H253V18H251ZM23 18V17H22ZM22 18H19V19H22ZM33 18V17H32ZM40 18H41V20H40ZM57 19H58V16L56 17ZM100 18V17H99ZM102 18V17H101ZM28 19V17L26 18V20ZM36 19V18H35ZM48 19V20H49ZM52 19H54V18H52ZM56 19V20H57ZM59 19H61V17H59ZM76 19V18H75ZM84 19V16H83V18H82V20ZM103 19H105V18H103ZM244 19H246V17L244 18ZM2 20V19H1ZM23 21H20L21 22V24H22V22H23V24H28V23H26V22H24V20H25V18H23L22 19ZM25 20V21H26ZM40 20V21H39ZM47 20V19H46ZM46 20L44 21V23H45V25L47 24L48 25V23L46 22ZM47 20V21H48ZM51 20V19H50ZM107 20V19H106ZM263 20H264V18H263ZM4 21V22H5ZM16 21V20H15ZM18 20H17V23L19 22ZM29 21V20H28ZM59 21V20H58ZM58 21H56L57 23H59ZM62 21H60L62 24H63V22ZM262 21V20H261ZM3 21H0V27H3V28H1L0 29V31L2 30V29H4L3 30V33H4V31H5V29L6 28H4V26H2V23ZM49 22V21H48ZM51 22H52V20H51ZM51 22H49V24L51 23ZM81 22V21H80ZM79 22V23H80ZM198 21H196V23H197ZM253 22V21H252ZM255 22H257V21H255ZM15 23V22H14ZM17 23H15V24H17ZM37 22H34V25L36 26V25H38V24H36ZM43 23V24H44ZM53 23V24H52ZM51 24H52V26L54 25V23H55V21H53ZM73 23H70V26H71V28L70 29H73L74 30V32H75V28L77 27V24H73ZM106 23H108V21H106L105 22V24ZM195 23V24H196ZM258 23H260V22H258ZM51 24L48 26V27H50L51 26ZM60 24V23H59ZM61 24V25H62ZM263 24V23H262ZM33 25V26H34ZM60 25V26H61ZM74 25H76V27H74ZM97 25H99V23H97ZM198 25V24H197ZM18 26H20L21 27V25L20 24H17L16 25V29L18 28ZM30 26H32V25H30L29 24V26H27V28L25 27V29H24V31L25 30H27V32H30V30H31V34H33L34 33V35H32L31 36V39H32V37H34L36 34H35V32H37V31H35V30H38L39 28H30ZM34 26V27H35ZM42 26V27H41ZM44 25H40V27L42 28V32L40 31V30H38V33H39V31L42 33V35H44V36H46V34H49V33H47L48 32V30L50 29V28H48L47 30L45 29V27H43ZM95 26V25H94ZM104 26V25H103ZM170 26H171V24H170ZM6 27V26H5ZM15 27V26H14ZM22 27H23V25H22ZM23 27V28H24ZM73 27V28H72ZM91 27H93V26H91ZM90 27V28H91ZM96 27V26H95ZM94 27V28H95ZM98 27V26H97ZM101 27V26H100ZM259 27H260V25H259ZM258 27V28H259ZM9 27L7 26V29H8ZM12 28V27H11ZM30 28V30H28ZM87 28H89V26L87 27ZM93 28V29H94ZM102 28V27H101ZM104 28H105V26H104ZM257 28V27H256ZM255 28V29H256ZM16 29H14V30H16ZM19 29V31H20V28H18ZM17 29V30H18ZM22 29V28H21ZM59 29H60V27H59ZM79 29H81L80 27H79ZM93 29H92V31H93ZM10 30V29H9ZM12 30V29H11ZM45 32H44V31ZM61 30V29H60ZM66 30H64V32H62V34L63 35H61V33L59 34L60 35V37L61 36H63V37H61L62 38V41H60V42H62V44H66L67 43V45H70L71 43L69 42H66V43H64L65 41H67V40H64V39H67V38H65L66 37V35H65V37H64V34H65V32H66ZM91 30V29H90ZM95 30V29H94ZM262 30V29H261ZM7 31V32H6ZM5 31V33L4 34H6V35H11V34H13L14 33V31H13V33H11L10 34V32H8V30H6ZM34 31V32H33ZM68 31L66 32V33H68ZM86 31V30H85ZM87 31H89V30H87ZM171 31V30H170ZM174 31V29L172 30V36L173 35H176L177 36V31H175L176 32V34H174L175 32H173ZM2 32V31H1ZM12 32V31H11ZM26 32V31H25ZM26 32V33H27ZM33 32V33H32ZM103 32V31H102ZM106 32V31H105ZM104 32V33H105ZM9 33V34H8ZM16 33H18V35L20 34L19 32H17L16 31ZM26 33L24 34V35H26ZM38 33H37V35H38ZM70 33L71 34H73L71 31H70ZM82 33H85L84 31L82 32ZM82 33H79L78 32V34L80 35V34H82ZM57 34H58V30H57ZM70 34V35H71ZM75 34V33H74ZM88 34V33H87ZM124 34H126V33H124ZM169 34V33H168ZM2 35V34H1ZM0 35V36H1ZM6 35H3V36H6ZM22 37H25L26 38V36H23L22 34H20ZM36 35V36H37ZM41 35V34H40ZM40 35H39V37H40ZM41 35V36H42ZM54 35H56V34H54ZM53 35V36H54ZM59 35L57 36V37H59ZM69 35V34H68ZM67 35V36H68ZM86 35V34H85ZM121 35V34H120ZM119 35V36H120ZM170 35V34H169ZM13 36H15V35H13ZM35 36V37H36ZM49 36L50 35H48V37H47V39L49 38ZM52 36V37H53ZM83 37H84V35H82ZM93 36H95V35H93ZM97 36H98V34H97ZM109 36H111V34L109 35ZM114 36V35H113ZM16 37V36H15ZM22 37H19L20 38V40L22 39L23 40V38ZM38 37V38H39ZM51 37V36H50ZM55 37V36H54ZM54 37H53V39H54ZM57 37H56V39H57ZM59 37V38H60ZM81 37V36H80ZM86 37V36H85ZM84 37V38H85ZM90 37V36H89ZM92 37V36H91ZM112 37V36H111ZM111 37H110V39H111ZM173 37H175V36H173ZM4 38H6V37H4ZM64 38V39H63ZM71 38V37H70ZM84 38H79V40H82V39H84ZM95 38V37H94ZM128 38H129V36H128ZM170 38V37H169ZM169 38H168V40H169ZM188 38H189V40H190V38H192L191 36L189 37L188 36ZM11 39V40H10ZM16 39V38H15ZM35 39H37V37L35 38ZM35 39H34V41H35ZM52 38H50V40H51ZM109 39V38H108ZM117 39H119L118 37H117ZM123 39V38H122ZM130 39V38H129ZM137 39V38H136ZM163 39H164V37H163ZM187 39V38H186ZM1 40V39H0ZM2 40H3V37H2ZM8 40H10V41H15L13 38H12V35H11V38H10V36H9V38H8ZM42 40V39H41ZM40 40V43H39V41H38V43H37V45L38 46H40V44H41V42L43 41H41ZM50 40H46V38H44V41H46V43L47 44H49L48 42H50V44H52V46L54 47V51L56 50V48L58 47V49H60L61 47H59V46H57V44H59L58 42H56V40L54 39V40H52V42L50 41ZM60 40V39H59ZM70 40V39H69ZM78 40V41H79ZM112 40V39H111ZM116 40V39H115ZM132 41L131 42H129V44L130 43H132V42H134V40L133 39H131ZM166 40H167V38H166ZM165 40V41H166ZM168 40L166 41V42H168ZM188 40V39H187ZM192 40V39H191ZM190 40V41H191ZM3 41H5V42H7V45H9V44H11L10 42H9V44H8V41H6V39H4ZM3 41H1V42H3ZM33 41V42H34ZM37 41V40H36ZM43 41V42H44ZM77 41V42H78ZM114 41V40H113ZM116 41H118V40H116ZM116 41H114V42H116ZM126 41V40H125ZM189 41V42H190ZM4 42V43H5ZM27 42L29 43V38L27 39ZM26 42V43H27ZM42 42V43H43ZM56 43L55 45L53 44V43ZM80 43H81V41H79ZM83 42V41H82ZM127 42V41H126ZM137 42H139V41H137ZM137 42H135V43H133V44H137ZM165 42V43H166ZM184 42V41H183ZM187 42V41H186ZM185 42V43H186ZM189 42H187V43H189ZM19 43H21V42H19ZM23 43V42H22ZM21 43V47L20 48H22L21 49V51H23V54L20 56V57H15V56H11V54H9V52H11L12 53V50H10L11 48L10 47H6V49H8V54L10 55V56H7L8 54H7V51H6V53H4L6 56L4 57L5 59V62H3V61H0V62H2L1 64H0V74L2 75L3 73H5V74H3V76H1V78H5L6 76H8L7 74H9V76H10V73L9 72H11V71H14L15 69L16 70H18V66H21V68H23L24 66H26V65H28V67L26 66V70H27V72H28V68H30V69H33V70H35L36 72H38L37 71V69L39 70V72L41 73V71H43L44 70V68H46V69H48L50 66L48 65V63L47 64H43V63H45V61L44 60H46V62L48 61V62H50L49 64H51V62L53 61H50V59H53L52 58V56H53V54L55 53H53V47L49 44V48H46L44 45H45V42L43 43V46H41V47H39V48H41L42 49V47H43V49L42 50H45L44 52L45 53H47V55L45 54L44 55V53H43V51H41V50H39V49H37V48H35L37 51H41V53H37V51H36V53H37V55H33V54H31V56L30 57H28V53L30 54L31 53V51L30 52H27V50H29V49H27L28 47L26 46V45H28V43L27 44H25V43H23L24 44V46H23V44ZM32 43V42H31ZM30 43V44H31ZM80 43H76L75 45H77V44H79L80 45ZM84 43V42H83ZM83 43H81V48H83L82 50V53L84 52V53H86V51H85V45H87V43H85V44H83ZM91 42H89L88 44H90ZM110 43V42H109ZM118 43V42H117ZM169 43H171L172 44V42H168V43H166L169 47H170V49L172 48V46L173 45H171V44H169ZM174 43V42H173ZM15 44H17V46H18V49H19V46H20V44L18 45V43H16L15 42ZM29 44V45H30ZM61 44V43H60ZM59 44V45H60ZM73 42H72V44H71V46L72 47H74L73 46ZM116 44V43H115ZM121 44H123L122 42H121ZM139 44V43H138ZM28 45V46H29ZM35 45V44H34ZM36 45V46H37ZM42 45V44H41ZM67 45H64L62 48L64 49ZM82 45H84V47H82ZM90 45H92V43L90 44ZM90 45H89V47H90ZM113 45V44H112ZM124 45V44H123ZM128 44L126 43V46H127ZM166 45V47H167V50H166V47H161V49H160V51L155 55V56H153V57H149L148 55L147 56H145V57H148V58H146L147 59V62L149 61V63L150 64H152V63H154V62H156V64L157 63H160V66H159V68L162 66L161 64H162V62L163 61H161V60H164V62L163 63H166V65H165V67L170 63V62H172V61H175L174 59H171V57L173 56V57H175V54L173 53V52H168L169 50H168V46ZM33 46V43L31 44V47ZM71 46L70 47H67V48H69V51H68V53H71V54H67V57H66V55L63 57L61 54H59V55H61L64 59H65V57L67 58L66 59V61H65V64L63 63L64 62V60L62 59V57H60V59L62 60L61 62V64L62 65H64V67H65V65H67L66 66V69L67 70H69V72H68V76H66L67 74H65L64 72V70L65 69H62L61 67V65L60 64H58V63H56V62H52V64L54 65L55 64V67H54V70L56 71L55 73H57V71H58V73H57V75L59 76L58 78H57V76H56V78L57 79H60V78H63L62 77V75H64V76H66L67 78H68V80L69 79H71V81H69L68 83H65V82H67V80L65 81L64 79H65V77L63 78V80H64V85H63V81H61L60 82V80H59V83H61L60 85H62L61 87H60V85H59V83L57 82L58 80H55V82H54V79H52L53 80V83H52V80L50 81L51 83L50 84H47L46 85V87H48L49 85L50 86H53V84H57V86L58 87H60V89H58V87L56 86V85H54V87L56 88H53V90H55L54 91V93L56 92V91H58L59 92V90L63 93V96L61 95L60 96V94L58 93V92H56V94H58L57 95V99H58V96H60V100H61V98H63L62 100H61V102L62 101H64V95H65V93H71V92H77V91H79L80 90V88H77V87H75V85L73 86L72 84H74V83H71V82H74V81H72L73 80V77L76 75L75 73H73L74 71H77V70H71V68H70V64L68 65L66 62L68 61L69 63H72V61L70 62V60H73V59H71L72 58V54H73V56L75 57V53H78L79 51H77L76 50V46H75V48H71ZM115 46V45H114ZM125 46V45H124ZM124 46H121V47H124ZM125 46V47H126ZM129 46V45H128ZM131 46L132 45H130L129 47H130V49H131ZM138 46V48H139V45H137ZM14 47V46H13ZM23 47H25V48H23ZM30 47V48H31ZM33 47H35V46H33ZM89 47H87V48H89ZM113 47V46H112ZM124 47V49L126 50L127 48H125ZM48 49L47 51H46V49ZM50 48H52V53H50L51 54V58L49 59V56H48V53H49V51L51 50ZM135 48H137L136 47V45H135ZM179 48V47H178ZM25 49H27V50H25ZM66 49V48H65ZM64 49V52L65 53H67L66 52V50ZM70 49L71 50H74V51H71L70 52ZM78 49V48H77ZM91 49V48H90ZM124 49H123V51H124ZM24 50H25V53H24ZM31 50V49H30ZM61 50V49H60ZM136 50V49H135ZM149 50V49H148ZM152 50V49H151ZM151 50H150V52H151ZM4 51V50H3ZM81 51V50H80ZM89 51V50H88ZM96 51H97V49H96ZM167 51V52H166ZM171 51H173V50H171ZM63 52V51H62ZM74 52V53H73ZM121 52H122V50H121ZM149 52V53H150ZM155 52H156V50H155ZM16 53V52H15ZM14 53V54H15ZM99 53V52H98ZM125 53V52H124ZM123 53V54H124ZM168 53H171V55H172V53H173V55L171 56V55H169ZM205 53V52H204ZM242 53V52H241ZM13 54V55H14ZM81 56L83 55V54H81V53H79ZM78 54V55H79ZM88 54V53H87ZM64 55V54H63ZM77 55V54H76ZM79 55V56H80ZM85 55V54H84ZM177 55V54H176ZM18 56V55H17ZM33 56V57H32ZM70 56H71V58H70ZM86 56V55H85ZM99 56H100V53H99ZM185 56V54H183V58H186V56ZM200 56H202V55H200ZM78 57V56H77ZM84 57V56H83ZM82 57V58H83ZM143 57V56H142ZM181 57V55H177L176 57H175V59H179ZM182 57H181V59H182ZM205 57V55H203V58ZM85 58V57H84ZM90 58V57H89ZM89 58H87V59H89ZM93 57H91V59H92ZM99 59H100V57H98ZM199 58H202V57H199ZM207 58V57H206ZM206 58H205V60H206ZM221 58V57H220ZM49 59V60H48ZM93 59H95V57L93 58ZM143 59V58H142ZM170 59H171V61H170ZM214 59H215V56H214ZM214 59H212V60H214ZM80 60H81V58H80ZM83 60H85V59H82V61H79L80 63L81 62H83ZM97 60V59H96ZM140 60V59H139ZM143 60H145V59H143ZM183 60V59H182ZM200 60V59H199ZM198 60V61H199ZM202 60V59H201ZM200 60V61H201ZM30 61V62H29ZM178 61V60H177ZM197 61V62H198ZM203 61V60H202ZM215 61H220V60H218V58L217 59H215ZM225 61H228V62H230V66H231V68L229 69V67L228 68H225L226 70H229L230 72L232 71V73L233 74H235V75H249L251 78H252V76H253V79L254 80H252V82H251V84L253 85V86H258L259 84H262V81H263V84H264V76L262 77V78H260V74H264V57L263 56H260V55H255V54H253V55H251V56H246V57H241V56H235V57H232V59H231V57H230V60L228 59V60H226L225 59ZM225 61H223V62H225ZM32 62V63H31ZM77 62V61H76ZM86 62H88V61H86L85 60V62H84V64H86ZM95 62V61H94ZM94 62L91 64V62H90V60H89V63L91 64V65H93L94 64ZM98 62V61H97ZM142 62V61H141ZM140 62V63H141ZM145 62V61H144ZM209 62V61H208ZM214 62V61H213ZM212 62V63H213ZM74 64H75V62H73ZM88 63V64H89ZM101 63V62H100ZM179 63H181V61H179ZM219 63V62H218ZM57 64V65H56ZM73 64V65H74ZM82 64V63H81ZM87 64V65H88ZM90 64H89V66H90ZM102 64H103V62H102ZM156 64H154V65H152L151 66V68H148V70H146L148 73V77L147 78H149L150 79V76L152 75V77H151V79L153 78V74L151 73V71H152V69L154 70L155 69V65ZM215 64V63H214ZM221 64H222V61H221ZM41 65H43L44 66V68H42V66ZM45 65H46V67H45ZM47 65H48V67H47ZM59 65V66H58ZM72 65V64H71ZM107 65V67H103L105 70H103L104 72L107 70V68H109L111 65L109 64V63H107L106 62V60L104 61V66H106ZM149 65V64H148ZM158 65V64H157ZM156 65V66H157ZM218 65H220V64H218ZM84 67H83V69L85 68V65H83ZM102 66V65H101ZM184 67H181V69L179 68V70L176 72L175 71V73H174V71H172L173 73H172V75L170 74L169 75V78H166L165 76H162V75H160V76H158V77H162L161 78V80L159 81L158 79V81H156L157 82V86L159 87V90H160V88L161 89H164L165 87H166V83H168V81H174L175 83H173V81L172 82H169V84H174L173 86H176V85H178V87H179V85L180 84H182L183 82V84L184 85H186V83H187V81H188V77H187V75H191V79H193V75H192V73L193 72H191L190 70V68L189 67H187L186 65H183ZM223 67L225 66V65H222ZM229 66V65H228ZM41 67V68H40ZM61 69H60V68ZM114 67V66H113ZM112 67V68H113ZM158 67V66H157ZM165 67H163V68H165ZM208 67H210V69L212 68V67H214L212 64H210V62L209 63H207V68ZM227 67V66H226ZM58 68H59V70H58ZM111 68V67H110ZM115 68V67H114ZM162 68V69H163ZM188 68V69H187ZM221 68V67H220ZM24 69V68H23ZM50 69V68H49ZM49 69H48V73L50 74V72H52V70L51 71H49ZM150 69V70H149ZM216 69V68H215ZM214 69V70H215ZM225 69H221V74H223V72L224 71H226ZM22 70V69H21ZM26 70H24V72H21V73H24L25 74V72H26ZM32 70V71H33ZM63 70V71H62ZM71 70V71H70ZM161 70V69H160ZM5 71H7V72H5ZM45 71V70H44ZM59 71H60V73H61V75H60V73H59ZM73 71V72H72ZM108 71V70H107ZM223 71V72H222ZM35 72V73H36ZM46 72V73H47ZM73 73V74H71V73ZM78 72V71H77ZM95 72V71H94ZM110 72H112V71H109V73H107V76H109V80L111 81V77H113L114 76V74L115 73H110ZM116 72V71H115ZM130 72V71H129ZM131 72H133V71H131ZM135 72V73H134ZM133 73L134 74H136L137 72L136 71H134ZM156 72V71H155ZM213 72V71H212ZM215 72V71H214ZM7 73V74H6ZM19 73V72H18ZM17 73V74H18ZM21 73H19V74H21ZM64 73V74H63ZM102 74H103V72H101ZM146 73V72H145ZM150 73V74H149ZM187 73H189V74H187ZM209 73V72H208ZM216 73H218L217 71H216ZM231 73V74H232ZM16 74V75H17ZM44 74V73H43ZM53 74V73H52ZM95 74V73H94ZM111 74H112V76H111ZM118 74L119 73H117V75L116 76H114L115 78H114V81L112 82H108V83H112V87H114V82H116V78H117V76H118ZM142 74H143V72H142ZM156 74H157V72H156ZM211 73H209V76L210 77H212V78H214L213 77V75L211 76L210 75ZM218 74H220V73H218ZM227 74V73H226ZM255 74H259L260 76H256ZM6 75V76H5ZM26 75V74H25ZM38 75V74H37ZM40 75V74H39ZM46 75H48V74H46ZM71 75H73V77H71ZM131 76H133V74H130ZM137 75V74H136ZM146 74H143V76H145ZM158 75V74H157ZM189 75V76H190ZM208 75V74H207ZM5 76V77H4ZM19 76V75H18ZM21 76L23 77L24 75L23 74H21ZM26 76H28V74L26 75ZM55 76V75H54ZM98 76V75H97ZM96 76V77H97ZM105 74L104 75H101V79L103 78V80L105 79ZM107 76H106V79L105 80H108V78H107ZM147 76V75H146ZM146 76L144 77V79H146L147 80V78H146ZM154 76H155V74H154ZM170 76H171V78H170ZM187 77L188 79H184V77ZM249 76H247L248 78H249ZM47 78L46 79H49V77H51V74H50V76L48 75V76H46ZM71 77V78H70ZM93 77V76H92ZM95 77V78H96ZM99 77H100V75H99ZM134 77V76H133ZM228 77V76H227ZM8 78V77H7ZM66 78V79H67ZM111 78V79H110ZM166 78V83H165V81H164V79ZM211 78V79H212ZM231 78H234V77H231ZM14 79V78H13ZM19 79V78H18ZM17 79V80H18ZM100 79V78H99ZM148 79V80H149ZM155 79V78H154ZM171 79V80H170ZM227 79V78H226ZM229 79H230V77H229ZM263 79V80H262ZM21 80V79H20ZM104 80V81H105ZM108 80V81H109ZM190 80V79H189ZM213 80H215V79H213ZM228 80V79H227ZM226 80V81H227ZM233 80V82H234V79H232ZM236 80V79H235ZM251 80V79H250ZM249 80V81H250ZM10 82H11V78H10V80H9ZM8 81V82H9ZM15 81V80H14ZM22 81V80H21ZM25 81V80H24ZM144 81V80H143ZM153 81V80H152ZM152 81H151V83H152ZM218 81V80H217ZM222 81V80H221ZM225 80H223L222 82H224ZM225 81V82H226ZM241 81V80H240ZM7 81H6V83H8ZM89 82V81H88ZM96 82V81H95ZM99 82V81H98ZM103 82V81H102ZM101 82V83H102ZM147 82H149L150 83V81H147ZM155 82V81H154ZM186 82V83H185ZM190 82H191V80H190ZM228 82V81H227ZM248 82V81H247ZM13 83H15V82H13ZM17 83V82H16ZM24 83V82H23ZM149 83L147 84L146 83V81H144V83L141 85V86H146V84L147 85H149ZM150 83V84H151ZM165 83V84H164ZM189 83V82H188ZM211 83H212V81H211ZM219 83H220V81H219ZM235 83V82H234ZM240 82H236L235 83V86H237L238 84H239ZM25 84V83H24ZM91 84V83H90ZM105 84V83H104ZM183 84L181 85L182 86V88H183ZM205 84H206V86L207 87H209V84H210V81H207V82H205ZM208 84V85H207ZM229 84V83H228ZM237 84V85H236ZM241 84H242V88L244 87L243 86V84H244V82H242L241 81V83H240V86L238 85V87L240 88L241 87ZM246 84V83H245ZM92 85H94V84H92ZM95 85H97V84H95ZM103 85V84H102ZM101 85V86H102ZM132 85L133 84H131V87H129V88H132ZM188 85V84H187ZM186 85V86H187ZM191 85V84H190ZM195 85V84H194ZM194 85H192V86H194ZM197 85V84H196ZM215 85H217V87H219V85L216 83V81H215V84H214V82H213V85L211 84L210 86L212 87H209L208 89H205L204 88V90H206V91H204V93L206 92V94L207 93H210V92H212L213 94H215L214 92L215 91H217V90H219ZM223 85V84H222ZM226 85V83L223 85V86H225ZM229 85H232V81H231V83L229 84ZM228 85V86H229ZM98 86V85H97ZM97 86H93V87H97ZM134 86V85H133ZM144 86V87H145ZM171 86V85H170ZM215 86V88L217 89H215V88H213ZM260 86V85H259ZM258 86V87H259ZM137 87H139V85H137ZM164 87V88H163ZM172 87V86H171ZM177 87V86H176ZM177 87V88H178ZM238 87H236V89H238ZM264 87V86H263ZM91 88H92V86H91ZM141 89H142V87H140ZM140 88H138V89H140ZM226 88H228L227 86H226ZM230 89H228L230 92H228V94H229V97H227V93L224 95V94H222L220 97L222 98V99H224L225 100V98H226V100L225 101H223V102H217V103H222V105L221 106H223V105H231L232 103L231 102H233L234 100L231 98V96H230V94H232L231 92H233L235 89V87L233 86V87H229ZM233 88V89H232ZM241 88V89H242ZM92 89H94L95 91L98 89V88H92ZM104 89V88H103ZM113 89V88H112ZM137 88H135V89H131V90H129L128 91V89H127V92L126 91H124L123 93H122V95L123 96H125V95H128L129 93L133 96V97H135V98H128L129 100L131 99L134 103H133V105H132V103H130L132 106L128 109L126 106H127V104L126 103H128L129 102V100L126 98V96H125V98L124 97H122V95H121V99H119L118 98V100L116 99V101H115V103H113L114 105H121V107L119 108L118 106H114V105H111L112 104V102H113V100H111L110 102V108L111 107H115V109H114V112H112L113 110H108V108H107V110L110 112H112V113H109V112H107V113H102L103 111H106V109L105 110H103V111H99L98 112V110H100V107H94L95 109L96 108H99L96 112H98L99 113V117L97 118L98 119V123L96 122V124L94 123L93 125L92 124H90L89 126L94 130V136H95V138H94V136H93V138H94V140H92L93 138H89L88 136H91V135H89L90 133H89V130H88V128H86V130H83V131H81V132H79V134L77 133V134H74V133H76V130H75V132L74 133H67L66 135L64 134L63 136H62V139H54L55 141H56V145H54V147L51 149V153H46L48 150L47 149H45V147H44V149L45 150H47L45 153H43V155L44 156H41L42 155V153H41V155L39 156H36L34 159H32V160H30V161H24L23 163H21L20 165H19V167H17V168H12V167H10L11 166V155L13 154V152H14V150H15V147L17 146H22V143H23V146H25V144L28 142V143H31L32 142V138H33V136H32V138H31V135H26V137L22 140V139H16V140H14V139H12V140H8V139H6V140H4L3 142H0V176H1V178H0V264H119L123 259L121 258V252H118L115 248H114V246L116 245V244H114L116 241H115V235L117 234V232H118V230H120L121 229V227L117 230V228L119 227L118 225H119V223H117V222H119L118 220H122V219H131V220H129V221H131L130 223H128V224H126V226H124V224H123V226H124V229L126 230V228H127V231L125 232V231H122V229H121V231L123 232H121L122 234H128V235H134V234H132V233H137V232H139V230H140V227H138L137 226V224L135 225L134 223L137 221H135V222H133L132 221V219H136L135 218V216H137L138 214H141V213H143V212H147L148 214H150L151 212H155L154 214H152V216H151V219H153V218H155L156 219V217H154L155 216V214L156 213H158V214H156L157 216H158V218H160V217H162V215L160 216V212H161V214H162V210H160V208L162 209V208H164L166 205H169V204H171V202L169 203V202H167V201H165V199H167V198H165L164 196H166V197H168V198H172V197H174V196H170L171 194H170V192H166V194L164 193V196H162V191H161V189H163L162 187H163V185H164V183H165V185H170L171 184V182L169 183L168 181H172V180H174V178L176 177V176H179L178 174L176 175V174H174L173 173V171H172V169H176L177 167H181V166H183V168L184 167H186V168H188V167H190L192 164H194V159H193V157H194V151H195V146H193V145H196L195 143H196V140H195V138H193L194 136H195V134H193L194 133V131L195 132H197L198 131V129L199 128H197V127H195L194 128V130H191V131H189V129H188V126L183 122V123H181V122H179V120H181V113L179 114L178 112H179V108L182 106V104H183V96H180V95H178V96H180V97H173V95H175L176 94V92L175 93H173V95L172 96H170L171 95V93L168 95V96H166L167 94H165L164 96L166 97V98H168L167 99V101H165L166 100V98H161V100L160 99H158L159 100V102H153L152 101V105H153V108H152V106H151V113H149L150 111L149 110H147L146 108H144V106L143 107H139V103L137 104V99H143V95H146V96H144L146 99H148V100H150L151 98L149 97L150 95H147V93H149V91H150V93H151V95H152V93L153 92H151V90H149L148 88H146V89H148L149 91H147V93H146V91H145V89H142V90H144V92L142 91V90H139V91H137L136 90ZM158 89V88H157ZM172 89H173V91H172ZM171 89V92H174V87ZM179 89H181V87H179ZM210 89H211V91H210ZM215 89V90H214ZM225 92H226V90H225V87L224 88H222ZM253 89H255V88H253ZM258 89V88H257ZM69 90V91H68ZM212 90H214V92L212 91ZM233 90V91H232ZM243 90H244V88H243ZM242 90V92H244ZM64 91H66V92H64ZM98 91H100V93H99V95H96L97 97H98V99H102V98H104V95H103V97L101 96L102 94H104L103 92H104V90H101L100 88H99V90ZM101 91H102V93H101ZM176 91V90H175ZM208 91V92H207ZM210 91V92H209ZM223 91V92H224ZM129 92V93H128ZM177 92H178V94L180 93L178 90H177ZM234 92H237V91H234ZM258 92V91H257ZM96 93H97V91H96ZM149 93V94H150ZM204 93H202V96H206V94H204ZM211 93V94H212ZM220 93H222L221 92V90H220ZM219 93V94H220ZM260 95H261V93H263L262 91H261V93H260V90H259V92H258ZM258 93H256V94H254V96L252 97V96H250V98H254V99H251V100H255L256 101V98L255 97H258L259 96V94ZM101 94V95H100ZM154 94V96L153 97H156L157 96V94H155V93H153ZM180 94H182V93H180ZM200 94V93H199ZM218 94V95H219ZM236 93H234V95H235ZM243 94V93H242ZM92 95V94H91ZM163 95V94H162ZM161 95V96H162ZM255 95H258V96H255ZM54 96V95H53ZM52 96V97H53ZM72 96H73V99H72ZM72 96H70L71 97V99L72 100H74V101H76L77 100V98H80V95H78V94H73ZM100 96L102 97V98H100ZM130 95H128L127 97H129ZM201 96V95H200ZM201 96V97H202ZM216 96V95H215ZM224 96H226V97H224ZM237 95H235V96H232V97H236ZM55 97V96H54ZM65 97H66V95H65ZM150 99H149V98ZM163 97V96H162ZM206 97H208V96H206ZM206 97H205V99H206ZM212 97V96H211ZM224 97V98H223ZM245 97L246 98H248V99H243L242 98V96H239L238 95V100H240L239 101V103H237V105L238 104H240L243 100L244 101H246V100H250V98H249V94H248V96H246V94H245ZM214 98V97H213ZM217 98V96L215 97V99ZM229 98H231V101H228L229 100ZM239 98H241V99H239ZM261 98V97H260ZM260 98H258V99H260ZM56 99V100H57ZM70 99V100H71ZM106 99H108V97L106 98ZM105 99V100H106ZM122 99H124V100H122ZM126 99V100H125ZM136 100V102H135V100ZM165 99V100H164ZM228 99V100H227ZM236 100H237V98H235ZM130 100V101H131ZM147 100V101H148ZM153 100V99H152ZM217 100V99H216ZM219 100V99H218ZM233 100V101H232ZM236 100H235V102H236ZM124 101H126V102H124ZM131 101V102H132ZM141 101H144V99L143 100H141ZM254 101V102H255ZM73 102V101H72ZM101 102V103H100ZM99 103L101 104V105H103V102L102 101H100ZM150 102V101H149ZM215 102V101H214ZM235 102H233V103H235ZM238 102V101H237ZM253 102V101H252ZM54 103V102H53ZM63 103V102H62ZM106 103V102H105ZM143 103H147V102H143ZM212 103V102H211ZM231 103V104H230ZM55 105H59V106H57V107H59V108H57V109H61V110H63L65 107H66V104H62L61 105V103H56V101H55V103H54ZM108 104V103H107ZM126 106H125V105ZM140 104H142V103H140ZM210 104V103H209ZM213 104V103H212ZM212 104H211V106H212ZM242 104V103H241ZM244 104V103H243ZM219 104H217V106H218ZM249 105V104H248ZM105 108H106V106L105 105H103ZM138 106V107H137ZM171 106V107H170ZM216 106V105H215ZM216 106V107H217ZM225 106H223L224 107V109H225ZM227 106V107H228ZM234 106V105H233ZM64 107V108H63ZM134 107V108H133ZM135 107H136V109H135ZM155 107V108H154ZM168 107H170V108H172V109H169ZM219 107V106H218ZM109 108V109H110ZM116 108H118V110H116ZM122 108V109H121ZM168 108V109H167ZM212 108L213 107H209V111L210 112H212V114L214 115V112H215V115H216V113L217 112H219V111H212ZM220 108V107H219ZM219 108H218V110H219ZM251 108V107H250ZM101 109H103L102 108V106H101ZM119 109H121L120 111H119ZM137 109H138V114L136 113H134V112H137ZM150 109V108H149ZM234 109V108H233ZM223 109H222V107H221V110L220 111H222ZM235 110V109H234ZM234 110H232V111H234ZM94 111V112H95ZM123 112V114H122V112H121V114L122 115H119V113L116 115V112ZM59 112L61 113V111H57V113L59 114ZM100 112H101V114H100ZM223 113L225 112V110L224 111H222ZM174 113V114H173ZM177 113V114H176ZM220 113V112H219ZM230 113V112H229ZM237 113V112H236ZM95 114H97V113H95ZM211 114V113H210ZM210 114H206L207 115V117L209 116V118L208 119H212V118H210V116L212 115H210ZM174 115V116H173ZM188 115H189V112H188ZM212 115V116H213ZM219 115H221V114H219ZM219 115H218V118H219ZM234 115V114H233ZM232 115V116H233ZM261 115V114H260ZM113 117L112 119L110 118V117ZM118 116H123V117H121L119 120H118ZM211 116V117H212ZM225 116H227V115H225ZM127 117H130V118H132V120H133V118L135 119V121L138 123V126L136 127L135 125V127L134 126H132L133 124H135L134 122V120H133V123L132 124H130L129 126L131 127H124V129H119L120 127H123V125L125 124V120H126V118ZM115 118V119H114ZM188 118V117H187ZM186 118V119H187ZM203 118V117H202ZM205 118V117H204ZM203 118V119H204ZM214 118V117H213ZM217 118V119H218ZM109 119H111V120H109ZM248 120H250V119H253V118H247ZM246 119V121H245V119H244V122H246L247 123V120ZM255 119V118H254ZM39 120V119H38ZM48 120H50V119H48ZM188 120H189V118H188ZM204 120H207V118L206 119H204ZM215 120V119H214ZM258 119H256V121H257ZM33 121H34V119H33ZM32 121V122H33ZM36 121V120H35ZM212 121V120H211ZM261 121V120H260ZM263 121V120H262ZM38 121H36L35 123H37ZM55 121H52V119H51V121H48L47 122V124L46 125H51V124H53ZM207 122H210L209 120L207 121ZM238 122V121H237ZM244 122H242V123H244ZM258 122V121H257ZM41 123H43V122H41ZM212 123V122H211ZM221 124H222V122H220ZM223 123H224V121H223ZM226 123H227V121H226ZM226 123H224L225 125H223L224 127L225 126H227V129L229 130L230 128H231V126L229 127L228 126V124H226ZM261 123V122H260ZM33 124H34V122H33ZM186 126H185V125ZM210 123H208V125H209ZM216 124V123H215ZM236 124V123H235ZM248 124V123H247ZM249 124H251V123H249ZM259 124V123H258ZM45 125V126H46ZM207 125V131H208V129L210 128V132H209V134L208 135H210V134H212L213 132L211 131L212 129H213V127L214 126H212V128L210 127V125L208 126ZM214 125V124H213ZM241 125V124H240ZM254 125V124H253ZM261 125V124H260ZM30 126H31V124H30ZM102 126V127H101ZM232 126H234V125H232ZM237 126V125H236ZM242 126V125H241ZM241 126H240V129H241ZM248 126V125H247ZM258 126V125H257ZM262 126H263V124H262ZM36 127V126H35ZM34 127V128H35ZM222 127V126H221ZM223 127V129L225 130V131H227V133H224V135L223 136H225V134H227L226 136H229L228 134L230 133V131H234L233 132V135H234V133L237 131V129H236V131L235 130H233V129H231L230 131H228V130H226V128H224ZM196 128H197V131H196ZM234 128H236L235 126H234ZM243 128V127H242ZM245 128V130L247 131V128L246 127H244ZM258 128V127H257ZM263 128V127H262ZM26 129H27V127H26ZM113 129H114V131H120L121 133H124V132H126L127 134L125 135V138H124V136H123V138L120 136V135H122L121 133L117 136V137H113V138H111L108 134H110L112 131H113ZM115 129H118V130H115ZM193 129V128H192ZM258 129H260V128H258ZM257 129V130H258ZM27 130H29V129H27ZM32 130H33V128H32ZM35 130V129H34ZM38 130V129H37ZM41 130H42V128H41ZM110 130H112V131H110ZM216 130H218V129H216ZM221 130H222V128H221ZM220 130V131H221ZM26 131V130H25ZM107 131H108V133H107ZM109 131H110V133H109ZM192 131H193V133H192ZM219 131V130H218ZM223 131V130H222ZM261 131V130H260ZM264 131V130H263ZM83 132V133H82ZM242 132V131H241ZM245 132V131H244ZM250 132V131H249ZM253 132V131H252ZM144 133H147L145 136H144ZM150 133V134H149ZM189 133H192V135H190ZM238 133V132H237ZM261 133V132H260ZM149 134V135H148ZM215 134V133H214ZM231 134V133H230ZM236 134V133H235ZM238 134H240V133H238ZM242 134V133H241ZM257 134V133H256ZM148 135V136H147ZM200 134H197V139H201V140H203L202 138H198V136H199ZM208 135H207V139H209V138H211V135L208 137ZM232 135V136H233ZM263 135H264V133H263ZM152 136V138L150 139L149 137H151ZM190 136H193V137H190ZM223 136H222V139H223ZM231 136V135H230ZM231 136V137H232ZM250 136V135H249ZM253 136V135H252ZM260 136H262V134L260 135ZM54 137V136H53ZM92 137V136H91ZM141 137H143V139L141 138ZM200 137V136H199ZM204 137V136H203ZM234 137V136H233ZM232 137V138H233ZM240 137V136H239ZM244 137H245V135L243 136V137H241V141H242V138H243V141H244ZM58 138V137H57ZM142 139V140H140V139ZM144 138H145V141H144ZM149 138V139H148ZM235 138V137H234ZM249 138V137H248ZM253 138H254V136H253ZM262 138H264L263 136H262ZM148 139V140H147ZM212 139V138H211ZM226 139H228V138H226ZM225 139V140H226ZM239 139V138H238ZM250 139V138H249ZM255 139L256 140H261V142H262V139L260 138V139H257V135L255 136ZM254 139V140H255ZM48 140V139H47ZM195 140V141H194ZM199 140H198V142H199ZM230 140H231V138H230ZM33 141H34V138H33ZM204 141V140H203ZM224 141V140H223ZM232 141V140H231ZM238 141V140H237ZM241 141H238V142H241ZM248 141V140H247ZM247 141H246V143H247ZM250 141H251V139H250ZM249 141V142H250ZM253 141V140H252ZM264 141V140H263ZM53 143H54V141H52ZM142 142H144L142 145H141V143ZM230 142V141H229ZM254 142V141H253ZM260 142V143H261ZM28 143L26 144V145H28ZM258 143V142H257ZM259 143V144H260ZM209 144V143H208ZM247 144H249V143H247ZM262 144H264V143H262ZM231 145H234L233 143L231 144ZM231 145H229V146H231ZM238 145V144H237ZM243 145V144H242ZM254 145V144H253ZM253 145H251V146H253ZM256 145V144H255ZM202 146V145H201ZM208 146V145H207ZM210 146V145H209ZM228 145H226V146H224V147H227ZM240 146V148H241V144L239 145ZM248 146V148H250L249 147V145H247ZM246 146V147H247ZM194 147V148H193ZM197 148H198V145L196 146ZM203 147V146H202ZM222 147V146H221ZM223 147V148H224ZM236 147V146H235ZM245 147V146H244ZM256 147V146H255ZM258 147V146H257ZM201 148V147H200ZM230 148V147H229ZM232 148H233V146H232ZM232 148H231V150H232ZM247 148V149H248ZM262 149H260V148H258V149H260V150H263V146L261 147ZM49 149V148H48ZM85 149H87L86 151H85ZM239 149V148H238ZM237 148H233V150H234V155H237L236 154V152L235 151H238V152H240V149L238 150ZM243 149V148H242ZM252 149V148H251ZM255 149V148H254ZM42 150V151H41ZM194 150V151H193ZM198 150V149H197ZM221 150V149H220ZM225 150H227V148L225 149ZM229 150V149H228ZM245 150L246 149H244L243 151L245 152ZM257 150V149H256ZM259 150V151H260ZM128 151V152H127ZM242 150H241V153H239L238 155H239V157L237 156L235 159H237V158H239L240 159V157H242L243 155H242V152H243ZM251 151V150H250ZM258 151V150H257ZM258 151V152H259ZM38 152L40 153V152H43V148L41 147V149H39L38 150ZM49 152V151H48ZM128 153V156H129V159H130V161H131V164L129 165L128 163L126 164V165H122L121 164V162L119 163L118 162V159H119V161H120V158L123 156V154L124 153ZM196 152V151H195ZM231 152V151H230ZM233 152V151H232ZM237 152V153H238ZM252 153V152H251ZM130 154V155H129ZM193 156H192V155ZM224 154V153H223ZM223 154H222V156H223ZM233 154V153H232ZM46 155V156H45ZM47 155H48V157H47ZM217 155V154H216ZM226 155V154H225ZM228 155H229V153H228ZM242 155V156H241ZM257 155H258V153H257ZM190 156V157H189ZM221 156V155H220ZM231 156V154L229 155V157ZM46 157V158H45ZM225 157H227V155L225 156ZM45 158V159H44ZM212 158V157H211ZM213 158H215V156L213 157ZM213 158H212V160H213ZM232 158V157H231ZM231 158H228L229 159V161H230V159ZM259 158H260V162H262L261 164H263L264 163V154L260 157L259 156ZM258 158V159H259ZM224 159V158H223ZM226 159V158H225ZM234 158H232L231 160H233ZM239 159H237V163H238V160ZM211 160V159H210ZM209 160V161H210ZM215 160L217 161V158H215ZM218 160H220V161H218V162H216L215 164H214V167L216 166V164L218 165V166H216L215 167V169H217V170H212V172L210 173V174H208V175H211V176H208L209 178H211V177H214V178H211V179H213V180H216L215 179V176H216V173L214 172V171H217V173L219 174L220 173V171H218V169H221V170H224L225 169V171H226V169L228 168L226 165H228V163H229V161L227 160H221V159H218ZM240 160H242V159H240ZM252 160V159H251ZM256 160V159H255ZM223 161V162H222ZM236 161V160H235ZM253 161V160H252ZM259 161V160H258ZM119 163L120 165H119V168L117 167V165H116V163ZM213 162H215L214 160H213ZM220 162H222L221 164H223L224 162L226 163H224L225 165H221L220 164ZM130 163V162H129ZM223 167H226V168H224V169H222V167L219 165V164ZM3 164H4V166H3ZM206 164V163H205ZM210 163H208L206 166H208ZM212 164V163H211ZM210 164V166H212ZM229 165H230V163H229ZM234 165H235V163H234ZM237 165V167H238V165L239 164H236ZM240 165H242V163L240 164ZM239 165V166H240ZM205 165H204V168L206 167ZM255 166V165H254ZM213 167V168H214ZM236 167V166H235ZM261 167V166H260ZM240 168V167H239ZM157 169H159V170H157ZM231 169L233 170H229V171H226L228 174H230V173H232V172H234V167L232 168L231 167ZM251 169V168H250ZM255 169V168H254ZM260 169H263V168H259V170ZM156 170L158 171V173H159V171H160V174H159V176H160V178L162 179V181H163V179H167L168 181L167 182H165V181H163V185H162V183H160V187L161 188H158L157 186H159V184L156 186V184L154 183L156 180H157V175H158V173H156ZM235 170H236V168H235ZM252 170V169H251ZM171 171V173H173V176L174 175H176V176H174V178L172 179V177H171V175L172 174H170L169 172ZM207 171H208V169H207ZM225 171H222V173L224 172V173H226ZM230 171H232V172H230ZM238 171H239V169H238ZM237 170H236V173L238 172ZM246 171H248V170H246ZM254 171V170H253ZM214 172V173H213ZM230 172V173H229ZM249 172V171H248ZM222 173H220L219 175H221ZM250 173V172H249ZM248 173V174H249ZM117 174H119L120 176V178H116V176H117ZM234 174V173H233ZM232 174V180L230 181V179L229 178H227V180L229 179V181H224V182H228V184H232V181L234 180V179H236V181L238 180H241L240 179V177H237V174H235L236 176H234ZM246 174H247V172H246ZM226 175V174H225ZM225 175H223V176H225ZM231 175V174H230ZM229 175V176H230ZM254 175H256V174H254ZM259 175V174H258ZM257 175V176H258ZM180 176H181V174H180ZM207 176H205V178H207ZM228 176V177H229ZM234 176V177H233ZM239 176V175H238ZM248 176V175H247ZM201 177V176H200ZM204 177V176H203ZM203 177H201V180H204L205 178H203ZM216 177H218L219 178V176H216ZM222 177V176H221ZM226 177H227V175H226ZM236 177V178H235ZM251 177V176H250ZM252 177H253V175H252ZM169 178L171 179V180H169ZM179 178V177H178ZM177 178V179H178ZM224 177H222V179H223ZM239 178V179H238ZM248 178V177H247ZM254 178V177H253ZM156 179V180H155ZM199 179V178H198ZM208 179V178H207ZM220 180V182H223V180H221V178H219ZM255 179V178H254ZM159 180V179H158ZM200 180V181H201ZM210 180V179H209ZM243 180V179H242ZM249 180V179H248ZM248 180L246 181L245 180V183L246 182H248ZM264 180V179H263ZM161 181V182H162ZM217 181V189H218V186H219V183H218V179L216 180ZM251 181V180H250ZM254 181V180H253ZM257 181V180H256ZM157 182V181H156ZM210 182H213V181H210ZM231 182V183H230ZM159 183V182H158ZM169 183V184H168ZM197 183V182H196ZM203 183V184H202ZM205 183V180L204 181H201V184L203 185L202 187H205L204 184ZM214 183H216L215 181L213 182V184ZM238 183H240V181L238 182ZM250 183V182H249ZM262 184V181L261 182H259V184ZM201 184H198L199 186L201 185ZM222 184V186H223V184L224 183H221ZM243 182H242V185H240V184H238L237 186H243ZM257 184V183H256ZM260 184V185H261ZM193 185H194V183H193ZM229 185V186H230ZM247 185V184H246ZM246 185H244L245 186V188H246ZM249 185V184H248ZM263 185H264V182H263ZM262 185V186H263ZM168 186H166L165 188H164V190H169V189H166ZM191 186V184L188 186V187H190ZM197 186V185H196ZM198 186V187H199ZM210 186H211V184H210ZM214 186H215V184H214ZM221 186V185H220ZM219 186V187H220ZM232 186V185H231ZM154 188V187H157L158 189H160L159 191H161V196H160V199H159V195L158 194H160L159 193V191H157V193H156V191L154 192V190L156 189H151V188ZM195 187V186H194ZM213 187V186H212ZM224 187H226V188H224ZM261 187V186H260ZM193 188V187H192ZM211 188V187H210ZM221 188V187H220ZM232 188V187H231ZM238 188V187H237ZM236 188V189H237ZM241 188V190H242V188L243 187H240ZM259 188V187H258ZM185 189H186V187H185ZM184 189V191H186V192H183L182 193V195H184V196H186V197H184V196H182V195H180V198L182 197V198H184V200L182 201L181 199V201L182 202H184L185 201V199L187 200L189 197H187V194H189V193H191V191H189L188 192V190L186 189L185 190ZM196 189V190H195ZM200 189H203V190H205L206 188H201V186H200ZM200 189H197V187H195L194 188V191H193V193L194 192H196V193H198V195L196 196L195 195V193H194V195L196 196V197H200V195H201V192H200ZM207 189H209V188H207ZM212 189V188H211ZM226 189V191H228L227 189H229V187H227V186H223L222 187V192H220V193H222L223 195L226 193V191H224ZM244 189V188H243ZM252 189V188H251ZM260 189H263L262 187L260 188ZM69 190V191H68ZM190 190H191V188H190ZM213 190V189H212ZM211 190V191H212ZM215 190H216V188H215ZM219 190V189H218ZM218 190L216 191V192H218ZM231 190H233V189H231ZM247 190V189H246ZM249 190V189H248ZM253 190H254V187H253ZM170 191V190H169ZM197 191H199V192H197ZM208 191H210V189L209 190H207V193H208ZM214 191V190H213ZM220 191V190H219ZM238 191H240V189L238 188ZM242 191H244V190H242ZM241 191V192H242ZM259 191V190H258ZM188 192V193H187ZM233 192V191H232ZM231 192V193H232ZM185 193V194H184ZM187 193V194H186ZM211 193H214V192H211ZM231 193H230V195H231ZM234 194H236V191H234L233 192ZM238 193V192H237ZM257 193V192H256ZM153 194H157V197H158V199L160 200V203H159V201H154L155 199H151V196L154 198L155 196H153ZM200 194V195H199ZM216 194V193H215ZM227 194V193H226ZM242 194V193H241ZM241 194H240V196H239V198L241 197ZM250 194H252V192L250 193ZM249 194V195H250ZM262 194V193H261ZM260 194V195H261ZM190 195V198H191V196H192V194H189ZM188 195V196H189ZM218 195V194H217ZM216 195V196H217ZM237 195V194H236ZM235 195V196H236ZM253 195V194H252ZM194 196V197H195ZM205 196V195H204ZM222 196V195H221ZM224 196H227L228 197V195H224ZM233 196V195H232ZM262 196V195H261ZM156 197V198H157ZM161 197H162V199H163V201H164V203L165 202H167V204L165 205L163 202H161L162 201V199H161ZM202 197V196H201ZM223 197V196H222ZM226 197V198H227ZM149 198V200L150 201H147V199ZM179 198V197H178ZM193 198V197H192ZM205 199H207L206 197H204ZM225 198V197H224ZM232 198V197H231ZM256 198V197H255ZM263 198V200H264V197H262ZM105 199H108V200H106L107 202V204L108 203H110V206H109V204H108V206H107V208L108 207H110V210H108V211H106V212H102V216L105 218V221H106V223L108 224H105V225H103V226H98V227H96V231H95V229H93V227H91V224L94 222L95 223V219H96V215L97 214H95V212H98L99 213V211H100V204L103 202V204L105 203ZM157 199V200H158ZM177 199V198H176ZM222 199V198H221ZM233 200V199H232ZM235 200V199H234ZM243 200H244V198H243ZM256 200H257V198H256ZM109 201V202H108ZM154 201V205L151 203V202H153ZM170 201H173L172 203H174V204H176L177 203V201L176 200H174L173 198L170 200ZM174 201H176V202H174ZM181 201H179V203L181 202ZM155 202H158L159 203V205L157 204V203H155ZM181 202V204H183ZM153 205H151V204ZM162 203V204H161ZM179 203H177L178 205H180ZM208 203V202H207ZM246 203H248V202H246ZM155 204H156V206H155ZM173 204V205H174ZM223 204V203H222ZM234 204H236L235 202H234ZM233 204V205H234ZM237 204H238V202H237ZM236 204V205H237ZM264 204V203H263ZM150 205V206H149ZM163 205H164V207H163ZM178 205L176 206V207H178ZM232 205V204H231ZM258 205V204H257ZM148 206H149V208H148ZM152 206V207H151ZM171 206V205H170ZM170 206L169 207H166L167 208V210H163L164 211V216H166V213L168 214V217L167 218H170L169 216H172L171 218H173V219H177L179 216H177V215H181V212L178 214V211L180 210V209H182L183 207H182V205H180L179 207H182V208H180L179 209V207H178V209L177 208H175V206H172L171 208L172 209H174V210H172V209H170ZM235 206V205H234ZM261 206V205H260ZM147 207V208H146ZM150 207H151V209H155V210H152L151 211V209H150ZM157 207V208H156ZM208 207H210V206H208ZM223 207H224V205H223ZM236 207V206H235ZM240 207V206H239ZM247 207H249L250 208V205L249 206H246V209H249V208H247ZM263 207V206H262ZM230 208V207H229ZM243 208L245 209V207L243 206ZM242 208V206L240 207V208H238V209H241V211L242 210H244ZM94 209V211H92ZM98 209H99V211H98ZM109 209V208H108ZM150 209V210H149ZM168 209H169V211H172V212H174V211H176V209L178 210V211H176V216L174 215V213L171 215L169 212H168ZM223 209V208H222ZM221 209V210H222ZM232 209V208H231ZM237 209V210H238ZM245 209V210H246ZM264 209V208H263ZM105 210H107V209H105ZM145 210H147V211H145ZM157 210H158V212H157ZM181 211V210H180ZM204 211H206V210H204ZM240 211V210H239ZM239 211H237V212H239ZM241 211H240V213H241ZM208 212V211H207ZM229 212H230V210H229ZM236 212V213H237ZM146 213V214H147ZM202 213V212H201ZM204 213V212H203ZM214 213V212H213ZM231 213V212H230ZM229 213V215H232V213L230 214ZM234 213H235V210H234ZM90 214H92L93 215V218H91V216L92 215H90ZM95 214V215H94ZM100 214H101V212H100ZM209 214V213H208ZM239 214V213H238ZM264 214V213H263ZM73 216L74 217V219H76L75 221L77 222V220H79L77 223L74 221V222H71L70 221V224L69 223H67V222H69V219L67 218V216ZM90 215V216H89ZM143 216L145 215V213L144 214H142ZM154 215V216H153ZM81 216V217H80ZM83 216H85L86 217V223H85V221H83V219H84V217ZM89 216V218H87ZM101 217V215H97V218L98 217ZM141 216V215H140ZM142 216V217H143ZM145 216H147V215H145ZM144 216V217H145ZM160 216V217H159ZM164 216L162 217V218H164ZM200 216V215H199ZM237 216V215H236ZM239 216V215H238ZM241 216H243L242 214H241ZM83 217V218H82ZM138 217V216H137ZM153 217V218H152ZM176 217V218H175ZM203 216H201V218H202ZM206 217V216H205ZM158 218H157V220H158ZM167 218H164V221L162 220V219H160V220H158L159 222H161V220L163 221V222H161L160 223V227L162 228V226L161 225H163L164 223H165V221L167 220ZM90 220V222H89V220ZM92 219V220H91ZM150 219V220H151ZM151 220L149 223H147V227H148V229H149V227L151 226V227H153V228H155L156 226H158V221L157 220ZM239 219H240V217H239ZM257 219H258V217H257ZM120 220V223L122 222L123 223V221H121ZM128 220H125V221H127L128 222ZM236 220V219H235ZM248 220V219H247ZM88 221V222H87ZM124 221V222H125ZM154 221H157V222H155L156 224H153V226L150 224V223H153ZM55 222L56 223H58V225H60V227H63V225H65L64 226V228H61V230L59 229L60 227L59 226H57L58 228H55ZM84 222V223H83ZM118 224H116V223ZM244 222V221H243ZM73 223H75V224H78V226H77V228H76V226L73 224ZM90 223V224H89ZM116 224L117 226H115V227H117L116 228V230H117V232H116V230H115V228H114V226H113V224ZM121 223V224H122ZM234 223V222H233ZM72 224V226L70 227V225ZM80 224V225H79ZM149 224V225H148ZM57 225V224H56ZM62 225V226H61ZM66 225H69V228H66V227H68V226H66ZM95 225H97V223L95 224ZM109 226V230L112 232V229H113V233H111V234H114V235H112V236H110L109 238L108 237H101L102 236V234L103 235H105V233L107 234V231L104 233V232H102V230H100V228L101 227H104V226ZM135 225V226H134ZM156 225V226H155ZM183 225V224H182ZM229 225V224H228ZM231 225H233V224H231ZM243 225V223L241 224V226ZM74 226H75V230L73 231V232H69V231H71V229L70 228H73L74 229ZM106 226V227H107ZM121 226V225H120ZM138 228H137V227ZM155 226V227H154ZM164 226V225H163ZM178 226H180V224L178 225ZM185 226V225H184ZM187 226V225H186ZM240 226V227H241ZM159 227V228H160ZM227 227V226H226ZM234 227V226H233ZM157 228V227H156ZM181 228V227H180ZM183 228V227H182ZM235 228V227H234ZM57 229H59V230H57ZM72 229V230H73ZM102 229V228H101ZM106 229V228H105ZM139 229V230H138ZM229 229V228H228ZM240 229V228H239ZM98 230V231H97ZM99 230L102 232V234L101 233H98L99 232ZM162 230H164V228L162 229ZM180 230V229H179ZM230 230V229H229ZM234 230V229H233ZM241 230V229H240ZM47 231V233H48V235H47V233L45 234V232ZM103 231H104V229H103ZM137 231V232H136ZM167 231V230H166ZM165 231V232H166ZM92 232H94L93 234H92ZM97 232V233H96ZM120 232V231H119ZM130 232V233H129ZM147 231H145L143 234H145ZM149 232V231H148ZM154 232V231H153ZM231 232V231H230ZM45 234L48 238H49V234L52 236V240H49L48 241V243H44L43 241H47V239H44V237H43V240H41V238H42V234ZM73 233V234H72ZM110 234V233H109ZM108 234V235H109ZM152 234V233H151ZM146 235V234H145ZM149 234H147V236H148ZM45 236V238H47ZM106 236V235H105ZM146 236V237H147ZM117 237H121L120 236V233L116 236V238ZM141 237V236H140ZM150 237V240L148 241L147 240V242L143 239L142 240V238H141V240H142V242L143 241H145L146 242V246L148 245V244H157L158 242H162L163 241V239H162V237L159 235V237H157V235L155 234L154 236H152L153 238L155 237L157 240H158V242L156 241V239H155V241H153V239L151 238V235L149 236ZM108 238V241H109V243H110V247L109 248H104V249H108V251L109 252H107L106 250H101L100 249V245H101V242L103 241V240H105V239H107ZM145 238V237H144ZM102 239V240H101ZM149 239V238H148ZM117 240H118V238H117ZM140 240V239H139ZM139 240H138V242H137V240H136V242L137 243H139ZM106 242H107V240H105ZM104 241V242H105ZM151 241H152V243H151ZM168 241H170V239L168 238ZM56 242L57 243H59V247L57 246V244H56ZM103 242V243H104ZM144 242V243H145ZM171 242V241H170ZM169 242V243H170ZM164 244H167L166 243V240H165V242H163ZM172 243V242H171ZM126 244V243H125ZM140 244V243H139ZM139 244H137V245H139ZM143 244V243H142ZM153 244L151 245V246H153ZM163 244V245H164ZM103 245V244H102ZM141 245V244H140ZM150 245H148L147 246V248L148 247H150ZM158 245V244H157ZM157 245H155L154 246V248L156 247V249L157 248H159V250L161 249V247L163 246H159V247H157ZM159 245H161V243H159ZM52 246H55L58 250H56V252H57V255H55V256H53V254L55 253V249H54V253L53 254H50V255H52L54 258L51 260H49L48 258H50V257H47V256H49V255H47V256H45V255H43L42 253L45 251V250H47L48 251V249H49V251H51L50 250V248H52ZM104 246V245H103ZM125 246H128V247H130V245L127 243V245H125ZM144 246V245H143ZM166 246V245H165ZM55 247H53V248H55ZM173 247V246H172ZM171 247V248H172ZM198 247V246H197ZM169 245H168V247H167V249L166 248H164V247H162V251H163V249H164V252H168L169 251ZM207 248V247H206ZM100 249V250H99ZM178 250L177 251H179V249H181V248H177ZM208 249V248H207ZM206 249V250H207ZM214 249V248H213ZM213 249H210V251H213ZM158 250V249H157ZM158 250V251H159ZM175 250V249H174ZM173 250V251H174ZM184 250H187V249H182V250H180L179 251V253L181 254V256L183 255L182 253H185V251ZM203 250V251H202ZM205 249H200V251L198 252L199 254H204V253H206L207 251H206ZM38 251H41L40 253L38 252ZM177 251H175V252H177ZM181 251H183V252H181ZM166 252V253H167ZM170 252V251H169ZM190 252V250H188V253ZM195 251H193L192 253H194ZM201 252V253H200ZM204 252V253H203ZM217 252H220V260H219V262L221 261V260H223L222 258L224 257H226L227 256V254H226V256L224 255V254H222L221 253V251H217V249H216V251L214 250V252H211L212 254H210V255H213V256H215L216 254H214V253H217ZM172 253V252H171ZM171 253H169V254H171ZM186 253H187V251H186ZM192 253H189L190 255H192ZM56 254V253H55ZM177 254H178V252L176 253V254H173V258L175 259H178L179 257H181V256H179L180 254H178V256L179 257H177ZM198 254V255H199ZM209 254V251H208V253L207 254H204V256H202V255H200V256H202L203 258H206L207 256L209 257L210 255H208ZM151 255V254H150ZM194 256L193 257H196L195 255H197V252H196V254H193ZM205 255H206V257H205ZM218 255H219V253H218ZM154 256V255H153ZM153 256L151 255L150 257H151V259L153 260ZM175 256V257H174ZM200 256H197L198 258L200 257ZM147 257H149V256H147ZM146 256L145 257H143V259L145 260V261H147V259H145V258H147ZM149 257V258H150ZM160 256H155V259H158ZM188 257H189V255H188ZM191 257V256H190ZM189 257V258H190ZM196 257V258H197ZM216 257V256H215ZM222 257V258H221ZM170 258H172V256L170 257ZM169 258V259H170ZM185 258H186V256H185ZM189 258H187V260L185 259H183V262L182 263H184V264H188L189 263V261L191 262L192 260H194V258H191L192 260H188ZM196 258H195V260H196ZM197 258V259H198ZM202 258V259H203ZM138 259V258H137ZM136 259V260H137ZM142 258H141V260L144 262V260H143ZM151 259H149L148 260V262L150 263V261H152ZM162 259H163V257H162ZM161 258H159V260L161 261L162 260ZM200 260H201V257L199 258ZM118 260H121V261H118ZM139 260V259H138ZM137 260V262H139ZM163 260H165V259H163ZM161 261L162 262V264H166V262L165 261ZM204 260V259H203ZM206 260V259H205ZM212 260V259H211ZM214 260H216V258H214L213 257V260L212 261H214ZM226 260V259H225ZM141 261V262H142ZM158 261V260H157ZM160 261H158L157 263H159ZM181 261V260H180ZM186 261H188V263L186 262ZM209 261V259L207 258V262ZM216 261H218V260H216ZM233 261V260H232ZM136 262V261H135ZM165 262V263H164ZM198 263H200L201 264V262L202 261H200L199 262V260L197 261ZM195 263V264H198V263ZM210 262V261H209ZM208 262V263H209ZM222 262V261H221ZM225 262V261H224ZM263 262V261H262ZM134 263V262H133ZM155 264H157L156 263V261L154 262ZM174 264H182V263H179V262H177V263H175V262H173ZM173 263H170V264H173ZM194 264V262H191V263H189V264ZM203 263H206V261H203ZM218 263V262H217ZM229 262L227 261V264H228ZM122 264V263H121ZM138 264H141V263H138ZM151 264V263H150ZM153 264V263H152ZM169 264V263H168ZM207 264V263H206ZM224 264H226V262L224 263ZM230 264H231V262H230Z\"/></svg>",
	"mask_w": 264,
	"mask_h": 264
}]
</instances>
